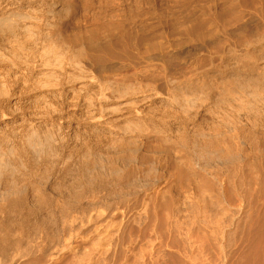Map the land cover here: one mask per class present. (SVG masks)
I'll list each match as a JSON object with an SVG mask.
<instances>
[{
    "label": "rangeland",
    "instance_id": "obj_1",
    "mask_svg": "<svg viewBox=\"0 0 264 264\" xmlns=\"http://www.w3.org/2000/svg\"><path fill=\"white\" fill-rule=\"evenodd\" d=\"M5 1L6 0H1V2H0V4L2 3L0 5V18L3 20H5L7 17V16H5V13L7 11V7H9V5L10 6L12 5L14 7V5L17 4V1L15 2V0H8L9 2L8 1L5 2ZM79 1H80V3H82V4H80L81 7H83L85 5L84 6L85 8L83 7V9H82L83 11L79 10V11H76L77 13L76 12L71 13L69 15L68 19L64 21L65 24H64V22H62L63 26L61 24V26H62L61 30H62V35H63L62 38L67 37L66 39H63V40L71 42V44H72V41H74L73 42L74 47H73V44L72 45L70 44V46L67 45L66 48H60V49L59 48H56V49L50 48L49 49L46 46L44 47V44H43L44 42L42 43V41H43V38L45 35V31L47 32V29H49V28H46V26H44L40 21L35 20L36 17H33V16L32 17L34 18L35 22H31V21H34L33 18H31L32 20L29 19L26 22V24H28V26L25 24L26 28L23 27V29L21 28L22 30H20V29H16L15 27L14 28L11 27L12 30L14 29V30H17L18 33L20 32V34H18V35H21L23 37L20 38L17 35L16 36L17 38H16V37L12 36L11 39H8L4 43L0 42V48L3 49V50L0 49V54H1L0 60H2L4 62V63L0 62V67L3 69L2 70L0 68V140H1L0 141V160L2 159L0 161V250L2 249L0 251V258H1V254L3 253V251H5V253H10V250H11V252L21 250V251L26 252V255H25L26 257L25 258L23 257V260L18 259L19 262L17 261V264H21V263L23 264L24 259H25L24 264L25 263L26 264H32V263L33 264H35V263L36 264L37 263L38 264H45V262L47 263L48 261L49 262L47 264H50V263L51 264H57V263L58 264H264V177H263L264 176V169H263V167H264V165H263V163H264V160H263L264 159V154H263L264 150L263 149L264 148H261V147H263L262 145H264V141H263V139H259L260 137L261 138L264 137V135H263L264 133L262 134V131H264V129L261 128V126L262 127L264 126L263 125L264 121H261V119L264 120V115L262 117V114H264V87H263L264 86V79H263L264 78L263 77V75H264V58H263L264 49H262V48H264V4H262V3H264V2L258 0L261 2V3H259L257 0H255V2H257L259 4V6H261V5L263 6L260 8L257 7L258 5H257V3L254 2V0H253V4H252V0H242V2H241V0H239V1L235 0V2H232V1H234V0H232L230 2L231 4L237 3L238 5H240L239 7H241V6L243 7V8L242 7L239 8L240 12L238 11V13H241L239 15L242 17V13L244 12L243 13L244 18L242 17L244 19L243 22H247L244 25V26H246V28H244V31L246 32V34H244V31H243V34H240L239 36L237 35L238 39L235 38L236 35H231L229 30H227V28L230 29L231 26L233 27L234 25H232V24H234V22H235V20H234V22L230 21L229 15H227L230 13V10H228L230 8L226 9L225 7L231 6L229 1L227 3L226 0H225L226 2L223 0V3L227 4V5L222 6L221 0H220L221 2H219V0H207V1L206 0H201V1L197 0L198 3L199 2L201 3L200 4L201 8L203 5L202 2L204 3V5H203L204 9L203 8L201 9L199 7V4L195 0H192L194 4L196 2L195 5L193 3H191L192 2L191 0H189V1H191L190 2L191 4L188 1H183V0L182 1L185 2V4H183V2L179 4V1H181V0H167V2H166V0H155L156 2L154 1L153 3L149 4V6L147 4L143 6V4H142L141 9H142V7H143V9L141 10L140 8H138L139 15L141 14V16H143V13H144V15L147 13L149 16L146 14L148 17L143 16V18H141V16H140L139 18H137V20H139L136 22V25L138 23L137 27L140 26L142 28L144 27L145 29L146 28L148 29V27L150 25H151V27L152 26L155 27V28L153 27L155 29V31L152 30L153 33L151 31V29H153V28L149 27V31H148L147 29L146 30L145 29L140 30V27H139V31L142 32V34H141L142 40L144 39V41H146L145 39H147V41H148L150 39V37H155L157 39L151 38V40L154 44L156 43L155 42L156 40L158 42H163V46L160 45L162 43L155 45L156 47L161 46L160 47L161 53L158 50L159 47L156 49L157 51L155 50V48H154L155 46L154 47L152 46L154 44L153 43H152V45L150 44L151 41L149 42V44H148V42H146L147 44L142 43L143 46L141 47V45H142L141 44L140 48H139L140 49V55H141L140 59H139L140 60L139 65L141 66V64L143 63L144 65H142L141 67L147 66L151 69L150 70L148 68V70H147L146 68H144V69H146V70L143 69L144 72L146 73L145 75L147 77L149 76V80H150L151 76L154 77L153 75L158 74L160 80H163V81H161L162 82L161 83V82H159L160 80L158 79L159 81L156 80L157 83H155V79H157L156 77L158 75L157 76L155 75V78L150 80L151 82H153L152 80H154V82L152 84L155 83L154 85H156V87L158 88V91L161 90L160 91L161 94H158V96L157 95L155 96V95H152L153 94L152 91H149L147 89V87L145 86V84L142 85V81H140L141 86L139 83H137V81L139 79V78L137 79V77L143 76L140 74V72H141V71H139L140 69L138 70L139 76L138 75L137 76L134 75L135 77L131 76L134 78V80L132 78H128L130 76H128L127 77L128 79H127L126 75H124V74L118 75V77L120 76L121 79H123V80H121L120 78H117L116 75H115V77H114V75H107L108 77L105 76L107 78L111 77V79H108V80L115 82V83L114 82L111 83L110 86H113L115 84L116 86L114 85V89L117 87L116 91L114 89H111L113 87H110V88L106 87L107 89L105 90V92H101L99 89V86L96 82H95V85H92L94 83L90 82L88 80V78H86V76H87L86 70L83 69V67L81 66L79 61L77 62V60L74 59L75 58L74 57V48L78 45L77 44V43H79L78 41H80V42L82 41L81 39L79 40V37L80 38L84 37V38H82L83 40H85L86 37H89V39L90 38L93 39V37H95V39H97L99 37V35L101 34L99 31L101 28L98 29V26L99 27L103 26V28H105L104 25L107 26V24H109V26H107V27L110 28L111 24H112V26H114V25L121 23V22H119V21H121L120 20L121 17L119 15V11L117 9H111L112 11L109 9H106V8L103 9L98 5V2H96L97 0H89L90 4L93 2L92 5L88 4L85 0H79ZM174 1H178V2L175 3ZM208 1H210V4H206V2L209 3ZM213 1H215L214 2L215 4L213 3ZM84 2H86V3H84ZM172 2H173V4H176L175 7H171V6H174L172 4ZM216 2L217 3L219 2L218 5L216 4ZM243 2H244V4H243ZM154 3H156V4L161 3L162 5L159 6L158 4L156 5ZM177 3L180 6H177L178 5ZM86 4H88V5H86ZM152 4L155 6V8ZM167 4H168V6H167ZM169 4H172V5H169ZM187 4H190V5L187 6ZM184 5H185V10H184ZM196 5H197V7H196ZM212 5L215 6L216 9L219 7V5H220V7L217 10L213 11L214 7ZM87 6L89 9L87 8ZM205 6H207V8H205ZM5 7H6V9H5ZM158 7L160 8V10ZM161 7H162V9H164V11H165V9H166V11H168L169 9H167V8L170 7L171 11L174 9V12L172 13L170 11L171 12L170 13L168 11V13H170V14H168L165 11L168 14L167 15L165 12H162L163 10L161 9ZM151 8L152 9L154 8L155 12H154V10L151 11L152 10ZM178 8H180L183 11V15H182L181 10H179L178 13L175 12V10L176 9L178 10ZM189 8H192L193 10L192 9L190 10ZM3 9H5V10H3ZM90 9L92 12H90ZM96 9H99V10H96ZM102 9L104 10L103 12L101 11ZM186 9H188L189 11ZM206 9H208L209 11H207ZM210 9L212 10V12L210 11ZM224 9L226 11H228L227 14L224 13V12H226ZM259 9H261V11ZM144 10H147V11H144ZM156 10H157V15H156ZM199 10H201V12ZM190 11H193V12L197 11L194 13H195V15L198 14L199 16H197V18H196L192 12V16L190 17L191 14L190 15L186 14L187 12L190 13ZM79 12H81V13H79ZM84 12H85V14H84ZM152 12H154L155 14ZM184 12H186V13H184ZM222 12L224 13V17L227 15L225 18H228L227 21L229 23L231 22L230 24H228L226 19L223 17ZM151 13H152V15H151ZM90 14H91V16H89ZM97 14H98V16H97ZM153 14L158 16V17L154 16ZM171 14H173V16ZM174 14L176 15V18L173 19V18H171V16L174 17ZM177 14L178 15L180 14L181 16L180 15L178 16ZM79 15H81V16H79ZM113 15H114V17H113ZM86 16H87V19H86ZM96 16H97V18H96ZM161 16H163L162 19L160 18ZM182 16H184V17H182ZM221 16L223 17V21L221 20L222 19ZM240 16L238 18H240L239 20H240V22H242L241 21L242 18ZM3 17H5V18H3ZM146 17L149 19H147ZM154 17H156V18H154ZM166 17H168V19ZM178 17L180 18V20L182 22L179 20ZM216 17H219V18L216 19ZM99 18L101 20H103L104 22L106 21L105 19H107V18L108 19L105 23H103L104 24L103 25L102 24L103 21H101ZM111 18H113V19H111ZM151 18H153L155 23H157L158 22L157 20L160 18L159 20L161 21L162 24L158 22L156 24V25H158L157 29H156V25H154L155 23H154V21H152ZM245 18L247 19V21ZM1 19H0V21H1L0 23H5ZM72 19H73V21H72ZM75 19H77L78 21ZM88 19H90V20H88ZM93 19L94 20L98 19V20L96 22H94ZM110 19H111V22L113 20L112 23L110 22ZM80 20H81V22H80ZM91 20L95 24L98 22L97 23L98 26L93 24V22H91V24H92V26H91V24L89 22ZM140 20H142V23L144 22V20L148 21V24H150V25L148 26L147 22H144L145 24L144 23L142 24L140 22ZM170 20L171 21L176 20L175 22H172L173 26L170 25V22H171ZM183 20H185V24H184ZM254 20H256V22ZM37 21H38V23H37ZM83 21L84 22L86 21V24H84ZM149 21L150 22L152 21V23H150ZM177 21L179 23H181L182 25L180 26V24H177L178 23ZM202 21L204 22L205 25L202 23ZM249 21L250 22L252 21L253 23L252 22L250 23ZM79 22L81 23V26H79L80 25V24H78ZM224 22H225V25H224ZM236 22H235V25H236ZM240 22H239V24H240ZM174 23H176V24H174ZM201 23H202V25H204V27L201 25ZM37 24L38 25L41 24V25L37 26ZM71 24L73 27L71 26ZM130 24L128 23V25L131 27L132 23H130ZM195 24H196V26H197V24L198 25L200 24V26L204 28V29L203 28L201 29V27L197 26V29L200 28V31H204V33H205L204 38L198 39V38H196L197 37L196 34H194L195 37L193 36L192 31L194 32V29H196ZM254 24H256L257 27ZM1 25L2 24H0V28L1 27L4 28V26H5V28L10 27V25H8V24H5V25L3 24L4 26H1ZM84 25H85V27H84ZM128 25H126V26H128ZM141 25H143V26H141ZM144 25H146V26H144ZM159 25H161V26H159ZM185 25H187V28ZM188 25H190V27ZM248 25L251 28H253V29L256 28V29L255 30L250 29V27H248ZM253 25L255 28L252 27ZM166 26H168V27H166ZM66 27H67L68 31H67ZM159 27H161V28H159ZM193 27H195V28H193ZM73 28H74V30H73ZM84 28L85 29L89 28L90 30L89 29L85 30ZM109 28H107V29H109ZM257 28H258V30H257ZM41 29L44 31V33L41 32V34H39ZM69 29H71V30H69ZM79 29L80 30L82 29V31H83V29H84V31H88L86 33L83 31L85 34H87V33L89 34L90 31H92L90 36H93V35L94 36L93 37H90L89 35L87 36L82 31H81L82 32L81 36H79L80 35ZM95 29H98V31L97 30L95 31V32H97L96 34H94L95 32L93 33V31ZM27 30H28V32H29V30L30 31L33 30L34 32L31 31V33L30 32L28 33ZM226 30L229 33H227ZM250 30H252V31H250ZM35 31H36V33H35ZM143 31H147V32H144L145 34L143 35ZM156 31H158L157 36H155ZM188 31H189V34H191V33L192 34L187 35L186 33H184V32L188 33ZM247 31L250 33L253 32V34L257 32L258 35L256 34L253 36V34L251 35L250 33H247ZM37 32H39V33H37ZM71 32L73 33V37L71 36L72 35ZM76 32H78L79 34L77 33L78 34L77 35ZM67 33L71 34V35H68ZM147 33H149V34H147ZM26 34H27V36H26ZM82 34H84L85 36ZM229 34L231 36H229ZM28 35H33V36L30 37ZM35 35H36V37H35ZM40 35L41 36L43 35V36L41 37ZM148 35L149 36L151 35V36L149 37ZM241 35L243 36V38ZM70 36L72 38L69 39ZM96 36H98V37H96ZM145 36L149 37V38H146ZM219 36H222V37H219ZM33 37H35V39L37 40L38 43L35 42V39ZM120 37H121V35H118L115 38L114 37H112V38L111 37H109V38L108 37H105V38L102 37L103 38L102 41L103 40L105 41V42L103 41L102 43L107 44V45L109 43L114 44L117 40H119L115 44L118 43L119 46L125 45L128 42V41L127 42L125 41L126 37H125V39L123 38V36H122V38H120ZM143 37H145V38H143ZM14 38L17 41H15ZM29 38H30V40H28ZM37 38L40 40H38ZM74 38H78L77 39L78 41L76 42L75 41L76 39H74ZM240 38H242V39H240ZM20 39H21V41H20ZM24 39H26L27 41ZM72 39H74V40H72ZM120 39L121 40L123 39L124 41L121 42ZM208 39H209V42H208ZM210 39H212V40H210ZM217 39H219L221 41H219V40L217 41ZM18 40H19V42H18ZM110 40H111V42H110ZM128 40H129V38H128ZM213 40H215V41H213ZM14 41L16 42V44L14 43ZM23 41H24V43H23ZM30 41L32 42V44ZM112 41H114V42H112ZM210 41H211V43L215 42V44L214 43L213 44L216 46V48L213 44L209 45ZM124 42H125V44H122ZM129 42L127 44H129ZM169 42H171V43H169ZM201 42H203L204 45L201 44ZM251 42L253 44H251ZM35 43H37L39 46L37 47V44H35ZM195 43L203 46V48L199 49V52H198V49L196 50L197 47L194 48L196 50V52L194 49L193 50L191 49L192 48L191 45H193V47H194ZM205 43H206V45H205ZM220 43H221V45H220ZM234 43H237V47H236V44H234ZM17 44H19V45H17ZM25 44H27V45H25ZM40 44H42L41 47H40ZM127 44H126V46H127ZM222 44H224V47L222 46ZM246 44H247V46H246ZM11 45H13V46L11 47ZM33 45H34V47H33ZM145 45L146 46L148 45L149 47L148 46L146 47ZM212 45H213V47H212ZM218 45L221 47V49ZM4 46L6 48L8 47L7 49L10 51H12L13 49L15 51V49H16L15 52L12 51V53L13 54L15 53V55L8 53V50H6ZM28 46H30V47H28ZM144 46L146 47V49L151 48V51L148 49V51H150V52H148L149 54L148 53L146 54L147 50H145V48H143ZM206 46L209 49H207ZM9 47H11L12 49ZM24 47H25V49H24ZM43 47H44V49H43ZM68 47H69V49H68ZM152 47L154 48V50L152 49ZM227 47L229 49L226 50ZM240 47H242V49ZM19 48L21 51L18 50ZM41 48H42L44 54H42ZM70 48H71V51H69ZM236 48H237V50H236ZM238 48H239V50H238ZM257 48H259V50ZM33 49H34V51H33ZM52 49H54V50H52ZM211 49H213V51ZM249 49H251L252 52L253 51L255 52V53L253 52L254 54H256V55H254V57H255L254 59H257V60H252V63H251L252 70L247 69V68H245L244 70L240 69L239 74L240 73L241 74L238 76H234V77H240L241 79L245 80V84H246L245 86L246 87L248 85L247 88L244 87V91H245V89H246V91H248L247 89H249V91H248V93L246 91L245 92L243 91V94H245V95H243V98L241 96L242 93H241V95L239 94L240 96L238 95L239 98H237V95L232 96L231 94H227V91H225L224 89L223 90L220 89V90H218L219 93H216L218 91H213L212 89H210V87L205 88V86H203L204 87V89H203L202 85L200 86L198 84L199 83V81H197L198 76H201L204 73H206L209 66H211L212 63H213V65H215V64L220 65L222 61L226 62L230 58H231V62H232L233 61L232 57H235L234 55L241 56L242 51L244 53L245 50H249ZM72 50H73V52H72ZM176 50L177 51H181V50L183 51V53H184L183 59L185 61L182 59V64L179 66V68L174 67V69L175 68L176 69L173 70V68L172 69L167 68L166 65L164 64V62L162 61V59H160V58L162 57V55H164V56L168 55L169 52L167 54V51L173 52ZM208 50L210 51V53ZM221 50H222V52H221ZM223 50L224 51L226 50V52L224 53ZM233 50H234V52H233ZM240 50H241V52H240ZM51 51H53V52L51 53ZM64 51L67 54L64 53ZM162 51L164 53H162ZM54 52L58 53V55L55 56ZM69 52L71 54H68ZM151 52L152 53L154 52L153 53L154 56H152L153 54ZM188 52L189 53L191 52V54H189ZM194 52H195V54H193ZM256 52L258 53V55ZM261 52H262V54H261ZM39 53L41 54V56H40L41 58L39 57V55H40ZM45 53H46V55H45ZM159 53L162 55H160ZM165 53H166V55H165ZM196 53H197V55H196ZM229 53H231V54H229ZM235 53H237V54H235ZM27 54L29 55V57H27V59H26V56H28ZM63 54L65 55V57L63 56ZM158 54L161 57L158 56ZM186 54L189 56L190 59L186 56ZM2 55H4V56H2ZM20 55L21 56L23 55V57L20 58ZM231 55H233V56H231ZM18 56H19V59L17 60ZM30 56H31L33 62L31 61ZM44 56L47 59H49V58L51 60L53 59L52 61H54V63L50 59H49V61L45 60L46 58ZM67 56L69 59L67 58ZM71 56L73 57V59H72L73 62L71 61V58H72ZM142 56H144L145 59ZM150 56L156 58V59H154V61H157V62H155L156 64L159 62L158 64L162 63L165 65V68H163V69L161 68L162 70L159 68V71L161 70L163 75L166 76V78H167L166 80H168V76H169V82H171V84H173V79L176 81L173 84V86L168 85L169 83H167L166 80H164L165 76H162V75L160 76L159 73H161V72L157 71V73H156V70H158V68H152V67H150V64L148 65L149 62H147L145 60H148V58ZM157 56H158V58H157ZM212 56H214V58ZM260 56L262 58H259ZM2 57L4 59H2ZM24 57H25V59H24ZM35 57H37V59ZM60 57H62V58H60ZM124 57H126V58L124 59ZM129 57H130V55L125 56V54H124V56L120 57L121 60L119 58L118 59L122 63L125 62V64L126 63L129 64L132 61L131 58H129ZM146 57H148V58L146 59ZM194 58H196V59H194ZM209 58H211V59H209ZM241 58L242 57H240V60H241ZM39 59H42V60H39ZM59 59H61L62 61ZM127 59H130L129 60L130 62H128ZM142 59H143V61H141ZM23 60H24V62H23ZM74 60H75V62H74ZM21 61L23 62V64ZM27 61L28 62L31 61L32 64L28 63ZM192 61H194V62L189 63ZM26 62H27V64H26ZM39 62H41V63H39ZM48 62H50L49 64H51V65H49ZM69 62L70 63L72 62V63L70 64ZM217 62H219L220 64ZM64 63L67 66L64 65ZM145 63H147V64H145ZM183 63L186 65L184 66ZM42 64L43 65L45 64L46 66L44 65L42 67ZM52 64H55V65H52ZM193 64H195V65H193ZM240 64H244V60H243V62L240 61ZM24 65L28 68H26ZM27 65H32V67L30 66V68H29V66H27ZM47 65L50 67L48 68ZM36 66H37V68H36ZM53 66L55 67V69ZM68 66L70 69L68 68ZM76 67H78V70ZM43 69L45 70V72ZM152 69H155V70H152ZM164 69H165V71H166V69H168V70L171 69V70H169V72H168V70L165 72V71H163ZM183 69H185V71ZM254 69H255V71H254ZM74 70H75V73H74ZM172 70H173V72H172ZM146 71L147 72L149 71L151 75L147 74ZM177 71L180 73H178ZM197 71H198V73H197ZM200 71H202L201 72L202 74H200ZM84 72H85V74H84ZM170 72L172 74H170ZM74 74H76V75H74ZM83 74L85 77L83 76ZM142 74H144V73H142ZM33 75H37V76L35 77ZM145 75L143 76V78L140 77V79L141 80L144 79L143 81L147 80L148 78L146 79ZM170 75L173 76V79H171L172 77ZM189 75H190V77H189ZM191 75L194 77H191ZM251 75H252V77H251ZM38 76H40V77H38ZM122 76H125V77L122 78ZM228 76L230 77V75H228ZM256 76H257L258 80L259 79H261V80L257 81ZM71 77H74V78H71ZM105 77L103 78V80H105ZM162 77H164V78H162ZM243 77L244 78L248 77V78L244 79ZM254 77H255V80H253ZM68 78H69V80H68ZM188 78H191L192 80L188 79ZM219 78H220V80H222V79H225L227 77H225L224 75L223 76L221 75V76H219ZM230 78H233V75H231ZM71 79L74 82L71 81ZM118 79H120V80H118ZM184 79L187 81H185ZM193 79L196 80L197 82L193 81ZM248 79H250V81ZM76 80H78V81H76ZM108 80L106 83V84H108L107 86H109V83H110V81L108 82ZM170 80H172V81H170ZM179 80H182V81H179ZM251 80L255 81L254 83H256V84L258 82H260V83H258L260 85V87H258L259 86L258 84L257 85L253 84V82H251ZM39 81L41 83H39ZM119 81H121V83L125 85V86L124 85H122V86L120 85V86L124 87L126 90L124 88L122 90V88L119 86V84H121V83H118ZM261 81H263V82H261ZM145 82H147V81H145ZM178 82H181V83H178ZM184 82H185V84H184ZM246 82H248V83H246ZM249 82L251 83L250 85L253 84L252 85V86H254V87H252L253 89L249 88L250 87ZM74 83L77 85H75ZM80 83H81V85H83L82 87H79V86H81ZM176 83H178V85ZM189 83H191V84H189ZM130 84H134V87H133V85H131V86L133 88H135L137 91L135 89H133L132 87H129ZM135 84L137 85V87H135L136 86ZM138 84H139V86H138ZM146 84H148V83H146ZM181 84H183V85H181ZM126 85H128V86H126ZM157 85H159V86L162 85V86L158 87ZM167 85H168V89L165 88V87H167ZM191 85L192 86L194 85V86L191 87ZM143 86L145 89L142 88ZM169 86H171L172 88ZM180 86L186 87L185 88L186 91L183 90L184 88H182ZM162 87L164 88L165 92L167 91L166 93H163L164 90ZM199 87H201L200 90H199ZM91 88H92V91H90ZM96 88H98V89L96 90ZM120 88L122 91H124V90L126 91V93H125L126 95L124 94L125 91L122 92L120 90ZM160 88H162V89H160ZM173 88L174 89L176 88V89L174 90ZM254 88H256V90ZM77 89H79V90H77ZM80 89H82L83 91L82 90L80 91ZM93 89H95V90H93ZM110 89L115 91L116 93L111 91ZM146 89L150 93L148 91H146V93L144 94L143 92ZM202 89H203V91H202ZM206 89L208 91H206ZM134 90H135L137 95L134 93ZM140 90H143V92L142 91L140 92ZM180 90L183 92H181ZM193 90L195 92H192ZM110 91L114 94V96H113V94H110L111 93ZM127 91L129 93H127ZM131 91H132V93H131ZM169 91H171V92H169ZM197 91H198V93H197ZM199 91H201V92L199 93ZM260 91H263V92H261V94H260ZM74 92H75V94H74ZM90 92H91V94H90ZM96 92H98L99 94ZM178 92H179V94H178ZM188 92L190 95L188 94ZM202 92L203 93L208 92L207 93L208 96L203 95ZM257 92H259L258 93L259 95H257ZM84 93H86V94H84ZM94 93H95V96H94ZM102 93L106 96L102 95ZM106 93L109 95H107ZM172 93H174V95H172ZM191 93H193V94H191ZM194 93H196V94H194ZM206 93H204V94H206ZM246 93L249 94L250 97L247 95V97L249 99L246 97ZM252 93H253V95H252ZM80 94L82 96H80ZM128 94L130 96H127ZM132 94H133V96H132ZM134 94H135V96H134ZM181 94H182V97H181ZM222 94H224V96ZM254 94L259 99L256 98L254 96ZM91 95H92V97H91ZM110 95H112V96H110ZM118 95H120V96H118ZM184 95H186V96H184ZM192 95L196 96V97L194 96L196 98V100L194 97H193L194 99L192 98ZM218 95L219 96L221 95V96L219 97ZM225 95L226 96L228 95V96L226 97ZM261 95H262V97H261ZM108 96H109V98H108ZM115 96H118V98L117 97L115 98L116 100L113 99ZM143 96H151L152 98L150 97V100H147L145 102L142 101V103H141V99H142L141 97H143ZM153 96H155V97H153ZM213 96H214V98H213ZM230 96H232V98L233 97H236V98L232 99V98H230ZM101 97H102V100H101ZM111 97L113 100L111 99ZM119 97H121V98H119ZM174 97H176V98H174ZM179 97H181V99H179ZM184 97H186V98H184ZM198 97L199 98L202 97L205 100H203L202 98L199 99ZM77 98H78V100H77ZM97 98H100V99H97ZM211 98H212V101H210ZM216 98L218 101L220 98V101H219L220 106L218 105V103H215L214 100H216ZM221 98L223 99V101ZM96 99L99 101V103H98V101H96ZM236 99L239 100V105L235 104L238 101ZM251 99H253V100H251ZM262 99H263V101H262ZM79 100H80V103H78ZM82 100L84 101L83 105H82V102H83ZM100 100H101V102H100ZM106 100H107V102H106ZM151 100H152V102H151ZM189 100L192 102L194 100L193 103L195 105L192 102H190ZM206 100L209 104L210 103L212 104V105L210 104L211 106H214V107H212V109H210L211 107L208 103L206 104ZM217 100H216V102H218ZM234 100H236V102H233ZM242 100H245V101L250 100V101H253L252 103L256 102L255 104L261 103L259 101H262L263 104L262 103L260 105L257 104L258 105L257 108H259L261 110L259 112L260 114L255 115L254 112H252L251 110L248 109V111H247V109L244 110L242 107H240V101H242ZM184 101L185 102L187 101L188 104L185 103ZM201 101H203V102H201ZM126 102H129L130 105ZM132 102H133V104H132ZM146 102L147 103L150 102V104L148 105ZM160 102H161V104H160ZM172 102H175V104ZM180 102H182V103L180 104ZM123 103L126 104L127 106L124 105ZM155 103H157V104H155ZM163 103H165V104H163ZM167 103L169 104V106L167 105ZM201 103H203V105ZM213 103H215V104L213 105ZM230 103L234 104L235 109L233 108V105H231ZM99 104L100 105L102 104L101 107L99 106ZM117 104H118V106H117ZM121 104H123V105H121ZM142 104H144V106H142ZM177 104L179 105V107L180 106L181 107L178 108ZM205 104L207 105L208 108L205 107L206 106ZM221 104H223V105H221ZM228 104H230L231 107ZM115 105L117 107H115ZM119 105H121V107ZM152 105L154 107H150ZM156 105L158 108L157 107L155 108ZM161 105L162 106L165 105L168 109L167 108L164 109L163 107H165V106L161 107ZM199 105L202 106V108L201 107L199 108ZM90 106H92V107H90ZM122 106L124 108H122ZM141 106H142V108H141ZM108 107L110 109H108ZM143 107H144V109H143ZM147 107H149V108H147ZM194 107H195V109H194ZM197 107H198V109H197ZM101 108H102V110H101ZM111 108L112 109L115 108V109L112 110ZM116 108L118 109V111ZM129 108L130 109L132 108L131 111ZM153 108H155L156 110L155 109L153 110ZM159 108H161L163 110V112ZM203 108H206V109H203ZM217 108H219V110ZM239 108H240V110H239ZM126 109H128V110H126ZM134 109H136V110L140 109L141 114L142 115L145 114V115H143V117H141L142 115L136 113L135 112L136 110H134ZM209 109L211 111L210 113H212L211 116L209 113ZM215 109H217V110H215ZM119 110L120 111L124 110V111L119 112ZM133 110H134V112H133ZM143 110H145V112ZM157 110H159V111H157ZM174 110L176 112L172 113V111H174ZM214 110H215V112L216 111L217 112L215 113ZM226 110L228 112H226ZM146 111H147V113H146ZM181 111L182 112L185 111V112L182 113ZM103 112H105V113H103ZM187 112H189V113H187ZM193 112L195 114H193ZM222 112L226 115H224ZM106 113H108V114H106ZM130 113L132 114V116L135 113V115L133 116L135 118H133L130 115ZM148 113H149V115H148ZM150 113L151 114L153 113V114L151 115ZM179 113L181 114V117H180ZM184 113H186V114H184ZM206 113L208 114V116H206L207 115ZM243 113H245V116L247 118L244 116ZM99 114L101 115L102 118L100 117ZM162 114L165 117L162 116ZM191 114L196 115L194 122L192 120L194 118V116L192 117ZM198 114L200 116L202 115V118ZM227 114L230 116H228ZM184 115H185V117H184ZM239 115H240V118H239ZM253 115H255V116L252 117ZM52 116H53V118H52ZM58 116L60 118H58ZM149 116H151V117H149ZM177 116H178V118H177ZM215 116H217V119ZM55 117H56V119H55ZM61 117H62V119H61ZM156 117L158 120H155ZM171 117H174L173 118L174 120ZM188 117H191V118L187 119ZM205 117H208L209 119L212 117L210 119L211 122L210 121L207 122L208 119ZM144 118L146 119V120H144L145 123L141 122V120H143ZM182 118H185V119H182ZM221 118H222V120H221ZM167 119H168V122H167ZM205 119H206V121L204 122L203 120H205ZM233 119H235V120H233ZM236 119H238L237 124L235 123ZM136 120L139 124L136 122ZM138 120L142 123L141 125H140V122ZM184 120H186V122H184ZM190 120H191V122H190ZM195 120H197V122ZM252 120L254 121V123ZM146 121H148V122H146ZM179 121H180V123H179ZM187 121H188V123L190 122L188 125H187ZM200 121H202V122H200ZM221 121H223V122L225 121V123H223ZM240 121H242V122L240 123ZM229 122H231L230 126L228 124ZM197 123L200 124V126ZM203 123H204V125H203ZM136 124L139 126L137 127ZM145 124H147L148 127H146ZM181 124H184V125L182 126ZM212 124L215 125L216 127L212 126ZM154 125L156 126L155 128H157V129L159 128L160 130H157V129L154 130L155 129ZM206 125L212 126V127H210L212 129H209V126H206ZM252 125H254V128H252L253 127ZM134 126H135V128H134ZM150 126H151V130L153 128V131L150 130ZM198 126L203 128L202 131L204 134L202 133V131H201V133H198L201 130V128H199ZM204 126H206V127H204ZM246 126L247 127L250 126V127L247 128ZM183 127L184 128L186 127L187 130L184 129ZM196 127H198L200 130ZM217 127L219 128L220 131L217 130V132H216ZM233 127H234V130H233ZM238 127H239V130H238ZM245 127H246V129H245ZM224 128H226V130ZM250 128H252V130ZM259 128H260L259 133H256V132H258L257 129H259ZM145 129L147 131H150L151 133L147 132ZM191 129H192V131H189ZM204 129L206 132H204ZM206 129L209 130V134H208ZM247 129L249 130L250 133L248 131H245ZM253 129H254V133H256V134H252ZM126 130H129V131L131 130V131L128 132ZM143 130H144V132H143ZM163 130H164V132H163ZM195 130H197V131H195ZM154 131L156 134L154 133ZM160 131H162V132H160ZM131 132H133V133H131ZM185 132L188 133V135H186ZM192 132H193V134H192ZM196 132L198 133V135ZM210 132H212V133L214 132V134H212ZM236 132H237L238 137H236ZM244 132L245 133L247 132L249 134L246 133V135H245ZM260 132H261V134H260ZM137 133L139 136L137 135ZM144 133H147V134H144ZM158 133L162 134V136L161 135L159 136ZM163 133H164V135L166 134V136H164ZM181 133H182V135H181ZM225 133H227L228 135ZM238 133L240 134V136ZM258 134L261 135V136L259 135V137L257 138L259 140H257L256 138H253L255 136H258ZM147 135H149V136H147ZM253 135H255V136H253ZM205 136H207V137H205ZM224 136H225V138H223ZM228 136L232 140H233V138H234V140L237 138L236 140H238V141H235V143H234V140H233V143H232V140L230 139V142H229ZM250 136H252V137H250ZM198 137H199L200 141H198ZM200 137H202L205 141L202 140V138H200ZM213 137H214V139H213ZM217 138L219 141L217 140ZM221 138L222 139L228 138L227 139L228 141L224 140V142H222L220 144V141H223V140H221ZM248 139L252 140L253 143L251 141H249ZM253 139H255V140L253 141ZM195 140H197V141H195ZM213 140L215 142H217V143L219 142V143L215 145ZM202 141H204V142H202ZM209 141H211L212 143H210ZM225 142H227V143H225ZM203 143H205V144H203ZM211 144H212V146H211ZM224 144H225V146H224ZM247 144L248 145L250 144L251 146L249 145L247 147ZM233 145H234V147H233ZM255 145H256V147H255ZM260 145H261V147H260ZM37 146L38 147L40 146V147L38 148ZM218 146H220L219 149H217ZM235 146H239V147H236V150H234ZM240 146H243V147L240 148ZM210 147H212L211 148L212 150H210ZM222 147H224V148H222ZM228 148H230V149H228ZM136 149L138 151H141V152H137ZM195 149H196V151H195ZM213 149H215V150H213ZM251 149H253V150H251ZM256 149H257V151H256ZM197 150H199V151H197ZM224 150H225V152H227L228 155L230 154L229 157L224 152ZM167 151H169V152H167ZM219 151H220V153H219ZM231 151H232V153H231ZM233 151L234 152L236 151V152L234 153ZM258 151H260V152H258ZM131 152H133L134 154ZM189 152H191V153H189ZM243 152H244V155H243ZM135 153H137V154H135ZM154 153L156 156H154ZM212 153L214 154V157H213ZM249 153H250V155H249ZM152 154L154 157L153 156H151V157L154 158L155 161H154V159L149 158L150 157L149 155H152ZM205 154L207 155L208 158L206 157ZM251 154H253V155L251 156ZM257 154H259V155H257ZM131 155L133 158L131 157ZM134 155L136 156V158H134ZM141 155H144V156L146 155V157L142 156L141 157L142 160H141L140 159ZM215 155L217 156L218 159L216 158ZM203 156H205V157H203ZM258 156H260V157H258ZM186 157H187V159H186ZM251 157H252V159H251ZM143 158H146L147 160L149 159L150 162L146 161V159H143ZM203 158H205V159L207 158V159L205 160ZM226 158H228L229 160ZM150 159L153 160L152 161L153 163H151ZM183 159L185 160V162ZM196 159H197V161H196ZM225 159H226L227 163H225ZM3 160H4V162H3ZM140 160H141V162H139ZM247 160H249L250 162ZM245 161H247V162H245ZM255 161H256V163H255ZM179 162L181 164L183 162L182 167H181V164ZM240 162L241 163L243 162V164L241 165ZM259 162H261V163L259 164ZM186 163H188V165L192 163L191 164L192 166L191 165L188 166ZM233 163H235L234 164L235 166L230 165ZM247 163L250 165H248ZM113 164H114V167H116V168L113 167ZM147 164L148 165L150 164V165L146 166ZM244 164H246V166ZM251 164H252L253 168H252ZM204 165H206V166H204ZM200 166H201V168H200ZM240 166H242V167H240ZM190 167H192V168H190ZM211 167H212V171L214 173L211 171ZM215 167H217L216 168L217 170L215 169ZM260 167H261V169H260ZM229 168H231V169H229ZM183 169H185V170H183ZM193 170H194V172H193ZM229 170H230V172H228ZM189 171L191 174L189 173ZM195 171H196V173H195ZM218 171H219V174L221 172L220 176L218 174ZM226 171H227V174H226ZM202 172H203V175H202ZM208 172H209V174H208ZM120 173H122V174H120ZM224 173H225V175H224ZM191 175H192V178H191ZM195 175H196V177H195ZM122 177H123V179H122ZM205 177H206L207 181H206ZM211 177H213V178H211ZM194 178H195V180H193ZM200 178H202V179H200ZM196 179L197 180L200 179V180L197 181ZM188 180H191V182L190 181L188 182ZM201 181H203L204 183H202ZM193 182H194V184H193ZM205 182H207V183H205ZM208 183H210V184H208ZM225 184H226V186H225ZM200 185H202V186H200ZM216 188L218 191L216 190ZM221 191H223V192H221ZM1 192H3V194ZM14 194H15V196H14ZM11 196H12V198H11ZM2 197H4L5 199ZM13 197H15V198H13ZM2 199H4V200H2ZM21 199H23V201ZM229 200H230V202H229ZM6 201H7V203L5 205V203H3V202H6ZM19 201L22 202V204ZM226 202L227 203L229 202V203L227 204ZM231 202H233V204ZM15 204L16 205L18 204V206L15 207L16 206ZM225 205H227V207ZM235 206H237V207L239 206V207L237 208ZM234 208H235V210H234ZM229 209H230V211H226ZM242 212H245V213H242ZM237 213H238V215H237ZM232 214H235L234 215L235 218L233 217ZM231 218H234V219H231ZM236 219H237V221H236ZM238 220H239L240 224H239ZM235 223H238V224H235ZM223 225L225 227L227 225V227L225 228ZM223 227H224V229H223ZM235 227H236V229H235ZM228 228H231V229L233 228V229L230 231V229H228ZM225 231H226V233H225ZM229 232H231V233L229 234ZM6 236L8 237V239ZM23 238H24V240H22ZM16 239L18 242H20L19 244L16 243L17 242ZM5 242H7V243H5ZM8 244H11V245H8ZM12 245H14V246H12ZM22 245H25L26 247L25 246L23 247ZM35 245H36V247H35ZM21 246H22V248H21ZM53 246H55L56 248ZM19 247H20V249H19ZM51 248H55V249H51ZM33 249H35L37 251H35ZM54 251H56V252H54ZM28 252H30L31 254ZM49 253H51V254H49ZM50 255L51 256L53 255V256L51 257ZM54 255L56 257V261H55ZM49 256H50V258H49ZM58 256H59V259H58ZM47 257H48V259H47ZM32 260H34V261H32ZM35 261H37V262H35ZM52 261L55 263H53Z\"/></svg>",
    "mask_w": 264,
    "mask_h": 264
},
{
    "label": "bare ground",
    "instance_id": "obj_2",
    "mask_svg": "<svg viewBox=\"0 0 264 264\" xmlns=\"http://www.w3.org/2000/svg\"><path fill=\"white\" fill-rule=\"evenodd\" d=\"M6 1H8V0H6ZM6 1H5V2H6ZM16 1H17V4H15L14 7L11 5L13 8L9 5V7H7V11H6V13L4 12V13H5V16H7L6 19L3 20V19L0 18L1 20H3V21L5 22V23H0V24H2L1 26H4L5 24L10 25V27H7V28H5V26H4V28H2V27L0 28V42H1V43H2V42L4 43V42L7 41L8 39H11L12 36H13V37H16L18 34H20V32L18 33L17 30H14V29L12 30L11 27H13V28L15 27L16 29H20V30H22L23 27L26 28L25 26H26V25L28 26V24H26V22H27L29 19H31V18H33V17H36L35 20L40 21L44 26H46V28H49V29H47V32L45 31V35H44V38H43V41H42V43L44 42V43H43V44H44V47L46 46V47H48L49 49H50V48H54V49L59 48V49H60V48H66L67 45L70 46L71 42H68V41H64V40H63V39H66L67 37H66V38H62V37H63V35H62V30H61V28H62V26H63L62 22H64L65 20H67L68 17H69V15H70L71 13H75L76 11L82 10L83 7H84L85 5H84V6L82 5L83 7H81L80 4H82V3H80L79 0H15V2H16ZM85 1H86L88 4H90V3H89V2H90L89 0H88V1L85 0ZM154 1H155V0H97L96 2H98V5H99L101 8H103V9H104V8L109 9V10H111V9H117V10L119 11V15H120V17H121V19H120L121 21H119V20H118V21L121 22V23H119V24H117V25H114V26H112V24H111V26H110V28H109V27H107V26H109V24H107V26H105V25L103 24V23H105V22L107 21L108 18L105 19V20H106L105 22L99 18L101 21H103L102 24H103L104 27H105V28H103V26H102V27H101V26L99 27V26L97 25L98 22H97L96 24L94 23V22H96L98 19H97V20H94V19H93L94 22H93L92 20L89 21L90 24H91V22H93V24H95L96 26H98V29L101 28V29L99 30L100 33H101V34H100V33H99V34H100L101 36L99 35L100 38H99L98 36H96V37H98L97 39H95V37H93L94 35H93V36H90V34L92 33V31H90L89 34H88V33L85 34L86 32H88V31H84L85 28L83 29V31H84L85 33L82 31V29H81V30L79 29V30H80V31H79V32H80V35H79V36H81V33L83 32L85 35H87V36L89 35L90 37H93V39H92V38L89 39V37H86L87 40H86V39L83 40L82 38H84V37H81V38L79 37V40H80V39L82 40V41L80 42V41L77 40L78 38H74V39H76V40H75L76 42H77V41L79 42V43H77L78 45H77V46L75 45L76 47L74 48V57H75L74 59H76L77 62L79 61V63H80L81 66L83 67V69L86 70V72H87V73H86V74H87L86 78H88V80H89L90 82L94 83V84H92V85H95V82H96V83L98 84L99 89H100L101 92H105V90L107 89L106 87H109V88H110V87H113V88H111V89H114V85H115V84H114V85L112 84L113 86H110L111 83H113L114 81H110V80H108V79H111V77H110V78H107V77H108L107 75H114V77H115V75H116L117 78H120V79H121V77H120V76L118 77V75H122V74H124V75H126V78H127L128 76H130V77H128V78H132V79L134 80L133 77H135V76H137V75L139 76V71H141V72L143 71L142 73H144V74H142V73L140 72V74L143 75V76L146 74V73L144 72V70H146V69L148 70L149 67H147V66L141 67L142 65H144L143 63L141 64V66L139 65V63H140V62H139V61H140L139 59H140V56H141V55H140V49H139V48H140V45H141L142 43H143V44H147L146 42H148V44H149L150 41H151L150 44L152 45L153 42H152L151 38L154 39L155 37H150V36L152 35V34H151L150 36L148 35V36L150 37V39H149L148 41H147V39H145L146 41H144V39L142 40V38H141V36H142V35H141L142 32L139 31V27H140V26L137 27L138 23H137V25H136V22L139 21V20H137V18H139V17L141 16V14L139 15V13H138V8L141 9L142 4H143V6L146 5V4L149 6V4L153 3ZM183 1H188V2L190 3L192 0H191V1H189V0H183ZM183 1H182V0L179 1V4L182 3ZM195 1H197V0H195ZM198 1H199V0H198ZM198 1H197V3H198ZM200 1H201V0H200ZM206 1H207V0H206ZM221 1H222V6L227 5V4H224V3H223V0H221ZM221 1L219 0V2H221ZM224 1H225V0H224ZM226 1H227V3H228V1H229V3H230L232 0H226ZM226 1H225V2H226ZM236 1H237V0H236ZM238 1H239V0H238ZM257 1H258V0H257ZM260 1H263V2H264V0H260ZM260 1H258V2L261 3ZM0 2H1V0H0ZM3 2H4V1H3ZM8 2H9V1H8ZM82 2H83V1H82ZM86 2H84V3H86ZM94 2H95V1H94ZM155 2H156V1H155ZM160 2H161V1H160ZM162 2H163V1H162ZM166 2H167V0H166ZM174 2L176 3V2H178V1H174ZM208 2H209V3L206 2V4H210V1H208ZM214 2H215V1H213V3H214ZM219 2H218V3H219ZM232 2H235V0L232 1ZM241 2H242V0H241ZM245 2H246V1H245ZM254 2H255V0H254ZM92 3H93V2H92ZM92 3H91L90 5H92ZM170 3H171V2H170ZM186 3H187V2H186ZM191 3H193V1H192ZM191 3H190V4H191ZM218 3L216 2L217 5H218ZM255 3H257V2H255ZM1 4H2V3H1ZM1 4H0V5H1ZM88 4H86V5H88ZM95 4H96V3H95ZM154 4H156V3H154ZM157 4H158V3H157ZM157 4H156V5H157ZM172 4H173V2H172ZM172 4H169V5H172ZM177 4H178V3H177ZM179 4H178L177 6H180ZM183 4H185V2H183ZM190 4H187V6H189ZM193 4H194V3H193ZM193 4H192V5H193ZM195 4H196V2H195ZM195 4H194V5H195ZM198 4H199V7L201 8V5H200L201 3L199 2ZM202 4L204 5L203 2H202ZM211 4H212V3H211ZM214 4H215V3H214ZM230 4H231V3H230ZM230 4H229V5H230ZM243 4H244V2H243ZM252 4H253V0H252ZM262 4H264V3H262ZM152 5H153V4H152ZM158 5L160 6V5H162V4L160 3V4H158ZM164 5H165V4H164ZM173 5H174V6H171V7H175V6H176V4H173ZM181 5H182V4H181ZM192 5H191V6H192ZM203 5H202V8H203ZM257 5H258L257 7H259V8H260V7H263L262 5L259 6L258 3H257ZM5 6H6V5H5ZM95 6H96V5H95ZM139 6H140V7H139ZM153 6H154V5H153ZM167 6H168V4H167ZM191 6H190V7H191ZM212 6H213V5H212ZM212 6H211V7H212ZM239 6H240V5H238L237 3H232L231 6H229V7L227 6V7H225L226 9H227V8H230V9H228V10H230V13H229V14H227L228 11H226V10L224 9V10L226 11V12H224V13H226L227 15H229V20H230V21H233V22H234V20H235V22L237 21V22H236V25H235V22H234V24H232V25H234L233 27L230 25L231 28H230V29L227 28V30H229V32L231 33V35H236L235 38H237V35L239 36L240 34H243L244 28H246V26H244V25H245V23H247V22H243V21H244V19H243V18H244V17H243V13H244V12L242 11V12H243V13H242V17H243V18L239 15V14H241V13H238V11L240 10L239 8L242 7V6H241V7H239ZM92 7H93V6H92ZM92 7H91V8H92ZM97 7H98V6H97ZM145 7H146V6H145ZM150 7H151V6H150ZM162 7H163V6H162ZM162 7H161V9H162ZM181 7H182V6H181ZM181 7H180V8H181ZM193 7H194V6H193ZM196 7H197V5H196ZM199 7H198V8H199ZM213 7H214V10H213V11H215V10H217V9L220 7V5H219V7H218L217 9H216L215 6H213ZM84 8H85V7H84ZM87 8H88V6H87ZM87 8H86V9H87ZM154 8H155V6H154ZM154 8H153V9L151 8V9H152L151 11H153ZM158 8H159V7H158ZM166 8H167V7H166ZM180 8H178V10L176 9L177 11L175 10V12L178 13V11L181 10ZM200 8H199V9H200ZM202 8H201V9H202ZM205 8H207V6H205ZM242 8H243V7H242ZM5 9H6V7H5ZM5 9H3V10H5ZM88 9H89V8H88ZM94 9H95V8H94ZM103 9L101 10L102 12L104 11ZM142 9H143V7H142ZM142 9H141V10H142ZM145 9H146V8H145ZM167 9H169V10H168L169 12L171 11L170 7L167 8ZM189 9L191 10L192 8H189ZM203 9H204V8H203ZM255 9H256V8H255ZM262 9H263V8H262ZM96 10H99V9H96ZM96 10H95V11H96ZM147 10H148V9H147ZM147 10H144V11H147ZM159 10H160V8H159ZM159 10H158V11H159ZM162 10H163L162 12H165V11H166V9H165V11H164V9H162ZM184 10H185V5H184ZM186 10H188V9H186ZM192 10H193V9H192ZM194 10H195V9H194ZM206 10L209 11L208 9H206ZM224 10H223V11H224ZM259 10L261 11V9H259ZM82 11H83V10H82ZM86 11H87V10H86ZM93 11H94V10H93ZM111 11H112V10H111ZM144 11H143V12H144ZM148 11H149V10H148ZM151 11H150V12H151ZM168 11H166V12L168 13ZM188 11H189V10H188ZM199 11L201 12V10H199ZM210 11L212 12L211 9H210ZM1 12H2V11H1ZM87 12H88V11H87ZM90 12H92L91 9H90ZM113 12H114V11H113ZM113 12H112V13H113ZM154 12H155V10H154ZM154 12H152V13H154ZM166 12H165V13H166ZM171 12L173 13V12H174V9H173ZM171 12H170V13H171ZM181 12H182V15H183V11H182V10H181ZM192 12H193V11H190V13H188V12H187V13L184 12V13H186L187 15H188V14H189V15L191 14V15H190V17H191V16H192ZM194 12H197V11H194ZM194 12H193V14H194V16L197 18V16H199V15H198V14L195 15ZM216 12H217V11H216ZM239 12H240V11H239ZM76 13H77V12H76ZM79 13H81V12H79ZM94 13H95V12H94ZM109 13H110V12H109ZM140 13H141V12H140ZM148 13H149V12H148ZM152 13H151V15H152ZM165 13H164V14H165ZM167 13H166V14H167ZM170 13H168V14H170ZM203 13H204V12H203ZM217 13H218V12H217ZM222 13H223V12H222ZM224 13L222 14L223 17H224ZM84 14H85V12H84ZM87 14H88V13H87ZM95 14H96V13H95ZM102 14H103V13H102ZM102 14H101V15H102ZM106 14H107V13H106ZM114 14H115V13H114ZM146 14H147V13H146ZM146 14L144 15V13H143V16L145 17V16L148 15V14H147V15H146ZM154 14H155V13H154ZM154 14H153V15H154ZM168 14H167V15H168ZM219 14H220V13H219ZM81 15H82V14H81ZM81 15H79V16H81ZM156 15H157V10H156ZM156 15H154V16H156ZM158 15H159V14H158ZM171 15L173 16V14H171ZM171 15H170V16H171ZM177 15H178V14H177ZM179 15H180V14H179ZM179 15H178V16H179ZM184 15H185V14H184ZM227 15H226V16H227ZM32 16H33V17H32ZM73 16H74V15H73ZM76 16H77V15H76ZM79 16H78V17H79ZM82 16H83V15H82ZM89 16H91V14H90ZM97 16H98V14H97ZM97 16H96V18H97ZM103 16H104V15H103ZM109 16H110V15H109ZM143 16H141V18H143ZM148 16H149V15H148ZM148 16H147V17H148ZM172 16H171V18H173V19L176 18V15H175V14H174V17H172ZM180 16H181V15H180ZM215 16H216V15H215ZM226 16H225V17H226ZM239 16L242 18L241 21H242L243 23L240 22V20H239L240 18H238ZM245 16H246V15H245ZM92 17H93V16H92ZM94 17H95V16H94ZM99 17H100V16H99ZM107 17H108V16H107ZM113 17H114V15H113ZM147 17H146V18H147ZM152 17H153V16H152ZM156 17H158V16H156ZM156 17H154V18H156ZM162 17H163V16H161L160 18L162 19ZM182 17H184V16H182ZM190 17H189V18H190ZM221 17H222V16H221ZM223 17H222V19H221L222 21H223ZM225 17H224V18H225ZM252 17H253V16H252ZM3 18H5V17H3ZM70 18H71V17H70ZM73 18H74V17H73ZM76 18H77V17H76ZM81 18H82V17H81ZM88 18H89V17H88ZM160 18H159V19H160ZM164 18H165V17H164ZM166 18L168 19V17H166ZM178 18H179V17H178ZM193 18H194V17H193ZM218 18H219V17H216V19H218ZM246 18H247V17H246ZM246 18H245V19H246ZM249 18H250V17H249ZM83 19H84V18H83ZM86 19H87V16H86ZM111 19H113V18H111ZM111 19H110V22H111ZM147 19H149V18H147ZM151 19H152V21H154L153 18H151ZM159 19H158L157 21H158L159 23H161V21H160ZM194 19H195V18H194ZM194 19H193V20H194ZM225 19H226V21L228 20V18H225ZM225 19H224V20H225ZM31 20H32V19H31ZM33 20H34V18H33ZM35 20H34V21H31V22H35ZM75 20H77V19H75ZM84 20H85V19H84ZM88 20H90V19H88ZM115 20H116V19H115ZM115 20H114V21H115ZM179 20H180V18H179ZM219 20H220V19H219ZM249 20H250V19H249ZM38 21H37V23H38ZM69 21H70V20H69ZM72 21H73V19H72ZM77 21H78V20H77ZM86 21H87V20H86ZM86 21H85V22L83 21L84 24H86ZM118 21H117V22H118ZM152 21H151V22L149 21V22L152 23ZM163 21H164V20H163ZM167 21H168V20H167ZM170 21H171V20H170ZM175 21H176V20H175ZM175 21H171V22H170V25H172V24H173L172 22H175ZM180 21H181V20H180ZM183 21H184V24H185V20H183ZM246 21H247V19H246ZM254 21L256 22V20H254ZM0 22H1V21H0ZM6 22H7V23H6ZM29 22H30V21H29ZM70 22H71V21H70ZM80 22H81V20H80ZM80 22L78 23V24H80L79 26H81V23H80ZM112 22H113V20H112ZM112 22H111V23H112ZM140 22L142 23V20H140ZM140 22H139V23H140ZM144 22H147V24H148V21H145V20H144ZM144 22H143V23H144ZM158 22H157V23H158ZM165 22H166V21H165ZM168 22H169V21H168ZM177 22H178V21H177ZM181 22H182V21H181ZM189 22H190V21H189ZM227 22H228V21H227ZM227 22H226V23H227ZM239 22H240V24H239ZM249 22H250V21H249ZM251 22H252V21H251ZM251 22H250V23H251ZM67 23H68V22H67ZM74 23H75V22H74ZM108 23H109V22H108ZM126 23H127V24H126ZM128 23H129V24L132 23V26L130 27V26L128 25ZM143 23H142V24H143ZM154 23H155V21H154ZM157 23H155L154 25H156ZM198 23H199V22H198ZM202 23L204 24L203 21H202ZM202 23H201V25H202ZM230 23H231V22H230ZM230 23L228 22V24H230ZM241 23H242V24H241ZM252 23H253V22H252ZM3 24H4V25H3ZM25 24H26V25H25ZM61 24H62V26H61ZM64 24H65V22H64ZM76 24H77V23H76ZM100 24H101V23H100ZM100 24H99V25H100ZM102 24H101V25H102ZM133 24H134V25H133ZM144 24H145V23H144ZM161 24H162V23H161ZM164 24H165V23H164ZM174 24H176V23H174ZM177 24H180V26L182 25V24L179 23V22H178ZM188 24H189V23H188ZM248 24H249V23H248ZM34 25H35V24H34ZM39 25H41V24H39ZM39 25L37 24V26H39ZM126 25H128L129 27L126 26ZM130 25H131V24H130ZM149 25H150V24H148V26H149ZM204 25H205V24H204ZM204 25H202V26L204 27ZM224 25H225V22H224ZM226 25H227V24H226ZM254 25H256V24H254ZM254 25H253L252 27H254ZM29 26H30V25H29ZM37 26H36V27H37ZM44 26H43V27H44ZM64 26H65V25H64ZM66 26H67V25H66ZM69 26H70V25H69ZM69 26H68V27H69ZM71 26H72V24H71ZM71 26H70V27H71ZM86 26H87V25H86ZM91 26H92V24H91ZM93 26H94V25H93ZM141 26H143V25H141ZM144 26H146V25H144ZM157 26H158V25H156V29H157ZM159 26H161V25H159ZM172 26H173V25H172ZM176 26H177V25H176ZM185 26H186V28H187V25H185ZM188 26L190 27V25H188ZM197 26L201 27L200 24H199V25L197 24ZM197 26H196V24H195L196 29H194V32H193L191 29H190V30L192 31L194 37H195L194 34H196V35H197L196 38H198V39L201 38V39H202V38H204L205 33H204V31H200V28H199V27H198L199 29H197ZM31 27H32V26H31ZM41 27H42V26H41ZM41 27H40V28H41ZM70 27H69V28H70ZM72 27H73V26H72ZM74 27H75V26H74ZM84 27H85V25H84ZM94 27H95V26H94ZM149 27H150V28H153L154 26L151 27V25H150ZM149 27H148V29L146 28L148 31H149ZM166 27H168V26H166ZM191 27H192V26H191ZM195 27H193V28H195ZM203 27H201V29H202ZM248 27H250V26L248 25ZM256 27H257V25H256ZM21 28H22V29H21ZM75 28H76V27H75ZM79 28H80V27H79ZM82 28H83V27H82ZM107 28H109V29H107ZM154 28H155V27H154ZM154 28L151 29V31H152V30L155 31ZM159 28H161V27H159ZM164 28H165V27H164ZM254 28H255V27H254ZM259 28H260V27H259ZM66 29H67V27H66ZM88 29H89V28H87V29H85V30H88ZM98 29H95V30L93 31V33H94L96 30L98 31ZM142 29H145V28H144V27H143V28L140 27V30H142ZM146 29H145V30H146ZM203 29H204V28H203ZM250 29H253V28L250 27ZM255 29H256V28H255ZM255 29H253V30H255ZM20 30H19V31H20ZM34 30H35V29H34ZM38 30H39V29H38ZM69 30H71V29H69ZM73 30H74V28H73ZM76 30H77V29H76ZM76 30H75V31H76ZM89 30H90V29H89ZM188 30H189V29H188ZM227 30H226V31H227ZM248 30H249V29H248ZM257 30H258V28H257ZM31 31H33V30H31ZM31 31L29 30L30 33H31ZM67 31H68V29H67ZM67 31H66V32H67ZM81 31H82V32H81ZM250 31H252V30H250ZM27 32H28V30H27ZM29 32H28V33H29ZM33 32H34V31H33ZM41 32L44 33V31H43L42 29L40 30V33H39V32H37V33L41 34ZM69 32H70V31H69ZM72 32H73V31H72ZM72 32H71V33H72ZM144 32H147V31H143V35L145 34ZM157 32H158V31L155 32L156 34L154 33L155 36H157ZM229 32L227 31V33H229ZM35 33H36V31H35ZM35 33H34V34H35ZM77 33H78V32H76V34H77ZM96 33H97V32H95L94 34H96ZM149 33H150V32H149ZM149 33H147V34H149ZM152 33H153V31H152ZM184 33H186V34L188 35V34H189V31H188V33H187V32H184ZM192 33H191V34H192ZM247 33H250V32L247 31ZM65 34H66V33H65ZM67 34H68V33H67ZM74 34H75V33H74ZM78 34H79V33H78ZM78 34H77V35H78ZM84 34H82V35H84ZM147 34H146V35H147ZM191 34H189V35H191ZM244 34H246L245 31H244ZM250 34L252 35L253 32H251ZM256 34H257V32L254 33L253 36L256 35ZM22 35H23V34H22ZM68 35H71V34H68ZM85 35H84V36H85ZM97 35H98V34H97ZM118 35H121L120 38H122V36H123V38L125 39V37H126V40H125V41H126V42H127V41L129 42V41H130L129 44H127L128 42L126 43L127 46H126L125 42L122 43V44H125V45H122V46H119L118 43L115 44V43L118 42L119 40H117L114 44H112V43L110 44V43H109V44L107 45V44H103V43H102V42L104 41V40L102 41L103 38H105V37H108V38H109V37H111V38L114 37V38H115V37H117ZM231 35L229 34V36H231ZM251 35H250V36H251ZM257 35H258V34H257ZM18 36H19L20 38L23 37V36H21V35H18ZM26 36H27V34H26ZM28 36L31 37V36H33V35H28ZM40 36H41V35H40ZM42 36H43V35H42ZM42 36H41V37H42ZM64 36H65V35H64ZM66 36H67V35H66ZM71 36L73 37V33H72ZM71 36L69 37V39L72 38ZM74 36H75V35H74ZM193 36H192V37H193ZM241 36H242V35H241ZM241 36H240V37H241ZM253 36H252V37H253ZM35 37H36V35H35ZM35 37H33V38L35 39ZM41 37H40V38H41ZM75 37H76V36H75ZM102 37H103V38H102ZM145 37H146V36H145ZM145 37H143V38H145ZM149 37H146V38H149ZM216 37H217V36H216ZM216 37H215V38H216ZM219 37H222V36H219ZM219 37H218V38H219ZM16 38H17V37H16ZM108 38H107V39H108ZM128 38H129V40H128ZM242 38H243V36H242ZM242 38H240V39H242ZM37 39H38V38H37ZM41 39H42V38H41ZM74 39H72V40H74ZM107 39H106V40H107ZM155 39H157V38H155ZM158 39H159V38H158ZM237 39H238V38H237ZM14 40H15V38H14ZM24 40H26V39H24ZM28 40H30V38H29ZM38 40H40V39H38ZM72 40H71V41H72ZM120 40H121V39H120ZM210 40H212V39H210ZM218 40H219V39H217V41H218ZM9 41H10V40H9ZM9 41H8V42H9ZM12 41H13V40H12ZM15 41H17V40H15ZM15 41H14V43L16 44ZM20 41H21V39H20ZM26 41H27V40H26ZM26 41H25V42H26ZM123 41H124V40L122 39L121 42H123ZM143 41H144V42H143ZM153 41H154V40H153ZM159 41H160V40H159ZM205 41H206V40H205ZM205 41H204V42H205ZM213 41H215V40H213ZM219 41H221V40H219ZM236 41H237V40H236ZM18 42H19V40H18ZM30 42H31V41H30ZM35 42H37L36 39H35ZM67 42H68V43H67ZM73 42H74V41H72V44H73V47H74V43H73ZM76 42H75V43H76ZM104 42H105V41H104ZM106 42H107V41H106ZM108 42H109V41H108ZM110 42H111V40H110ZM112 42H114V41H112ZM155 42H156L157 44H156V43H155V44L153 43V44H154V45H152L153 47H154L155 45H158L159 43H162V44H160V45L163 46V42H158L157 40H156ZM194 42H195V41H194ZM208 42H209V39H208ZM222 42H223V41H222ZM252 42H253V41H252ZM252 42H251V44H253ZM254 42H255V41H254ZM14 43H13V44H14ZM23 43H24V41H23ZM27 43H28V42H27ZM37 43H38V42H37ZM37 43H35V44H37ZM169 43H171V42H169ZM199 43H200V42H199ZM206 43H207V42H206ZM206 43H205V45H206ZM213 43L215 44V42H213ZM213 43H211V41H210L209 45H210V44H213ZM249 43H250V42H249ZM8 44H9V43H8ZM20 44H21V43H20ZM31 44H32V42H31ZM33 44H34V43H33ZM72 44H71V45H72ZM143 44L141 45V47L143 46ZM201 44H203V42H201ZM214 44H213V45H214ZM216 44H217V43H216ZM234 44H236V47H237V43H234ZM251 44H250V45H251ZM1 45H2V44H1ZM5 45H6V44H5ZM17 45H19V44H17ZM25 45H27V44H25ZM28 45H29V44H28ZM41 45H42V44H40V47H41ZM171 45H172V44H171ZM203 45H204V44H203ZM207 45H208V44H207ZM213 45H212V47H213ZM220 45H221V43H220ZM248 45H249V44H248ZM258 45H259V44H258ZM7 46H8V45H7ZM12 46H13V45H11V47H12ZM14 46H15V45H14ZM31 46H32V45H31ZM38 46H39V45L37 44V47H38ZM145 46H146V45H145ZM145 46H144L143 48H145V50H147V51H146V54H147L148 52L151 51V48H148V49L150 50V51H148V49H146V47H147L148 45H147L146 47H145ZM161 46H160V47H161ZM191 46H192V48H191L192 50H193L195 47H197L196 50L198 49V52H199V49H200V48H203V46H201L200 44H196V43L194 44V47H193V45H191ZM214 46H215V45H214ZM218 46H219V45H218ZM222 46L224 47V44H222ZM232 46H233V45H232ZM246 46H247V44H246ZM254 46H255V45H254ZM254 46H253V47H254ZM1 47H2V46H1ZM4 47H5V46H4ZM11 47H9V48H11ZM17 47H18V46H17ZM28 47H30V46H28ZM33 47H34V45H33ZM44 47H43V49H44ZM71 47H72V46H71ZM73 47H72V48H73ZM148 47H149V46H148ZM150 47H151V46H150ZM153 47H152V49L154 50V48H155V50H156L159 46H157V47L155 46L154 48H153ZM160 47H159V49H158L159 51H160ZM206 47H207V46H206ZM212 47H211V48H212ZM219 47H220V46H219ZM238 47H239V46H238ZM262 47H263V46H262ZM262 47H261V48H262ZM7 48H8V47H7ZM7 48L5 47L6 50H8ZM14 48H15V47H14ZM31 48H32V47H31ZM186 48H187V47H186ZM215 48H216V46H215ZM233 48H234V47H233ZM240 48L242 49V47H240ZM0 49H2V48H0ZM11 49H12V48H11ZM24 49H25V47H24ZM26 49H27V48H26ZM54 49H52V50H54ZM68 49H69V47H68ZM174 49H175V48H174ZM184 49H185V48H184ZM187 49H188V48H187ZM207 49H209V48L207 47ZM220 49H221V47H220ZM222 49H223V48H222ZM227 49H229V48L227 47L226 50H227ZM251 49H252V48H251ZM251 49H249V50H245L244 53H243V51H242V55H241V56L234 55L235 57H232V60H233L232 62H231V58H230V59L228 58V59H229L228 61H226V62H225V61H222L221 64H220L219 62H217V63H219L220 65H216V64L213 65V63H212V65L210 64L211 66H209L207 72L204 73V74L201 75V76H198V78H197V81H199L198 84H199L200 86L202 85V87L205 86V88H206V87H208V88L210 87V89H212L213 91H218V90H220V89H222V90L224 89L225 91H227V94H231L232 96L237 95V98H239V96H240L241 93H242L241 96H242V98H243V95H245V94H243L244 87H246V86H245V85H246V84H245V80L241 79L240 77H234V76H238V75L241 74V73L239 74V70H240V69H243V70H244L245 68H247V69L252 70V65H251L252 60H257V59H254V58H255L254 55H256V54H254L255 52L253 51V52H254V53H253V52L251 51ZM257 49L259 50V48H257ZM262 49H264V48H262ZM2 50H3V49H2ZM2 50H1V51H2ZM6 50H5V51H6ZM18 50L21 51L20 48H19ZM18 50H17V51H18ZM45 50H46V49H45ZM47 50H48V49H47ZM64 50H65V49H64ZM66 50H67V49H66ZM143 50H144V49H143ZM145 50H144V51H145ZM161 50H162V49H161ZM189 50H190V49H189ZM194 50H195V49H194ZM196 50H195V52H196ZM201 50H202V49H201ZM205 50H206V49H205ZM211 50L213 51V49H211ZM226 50H225V51L223 50L224 53L226 52ZM236 50H237V48H236ZM238 50H239V48H238ZM243 50H244V49H243ZM255 50H256V49H255ZM258 50H257V51H258ZM9 51H10V50H8V53H11L12 55H15V53L13 54L12 51L15 52L16 49H15V51H14V49H13L12 51H10V52H9ZM25 51H26V50H25ZM27 51H28V50H27ZM31 51H32V50H31ZM33 51H34V49H33ZM33 51H32V52H33ZM37 51H38V50H37ZM37 51H36V52H37ZM69 51H71V48H70ZM156 51H157V50H156ZM185 51H186V50H185ZM208 51H209V50H208ZM208 51H207V52H208ZM219 51H220V50H219ZM23 52H24V51H23ZM39 52H40V51H39ZM41 52H42V54H44L42 48H41ZM46 52H47V51H46ZM48 52H49V51H48ZM52 52H53V51H51V53H52ZM55 52H56V51H55ZM55 52H54V53H55ZM67 52H68V51H67ZM72 52H73V50H72ZM154 52H155V51H154ZM154 52H153V53H154ZM168 52H169V54H168ZM191 52H192V51H191ZM191 52H190V53L188 52V53L191 54ZM195 52H194L193 54H195ZM221 52H222V50H221ZM228 52H229V51H228ZM233 52H234V50H233ZM240 52H241V50H240ZM258 52H259V51H258ZM263 52H264V51H263ZM6 53H7V52H6ZM19 53H20V52H19ZM19 53H18V54H19ZM21 53H22V52H21ZM33 53H34V52H33ZM49 53H50V52H49ZM60 53H61V52H60ZM64 53H66V52L64 51ZM151 53H152V52H151ZM153 53H152V54H153ZM160 53H161V51H160ZM160 53H159V54H160ZM162 53H164V52L162 51ZM209 53H210V51H209ZM212 53H213V52H212ZM256 53H257V52H256ZM4 54H5V53H4ZM24 54H25V53H24ZM36 54H37V53H36ZM39 54H40V53H39ZM39 54H38V55H39ZM47 54H48V53H47ZM61 54H62V53H61ZM66 54H67V53H66ZM68 54H71V53L69 52ZM72 54H73V53H72ZM124 54H125V56H127V55L129 56V55H130L129 58H131L132 61L130 62V61H129L130 59H127L128 62H130L129 64H128V63L125 64V62L122 63L121 61H119V59L121 60L120 57H121V56H124ZM126 54H127V55H126ZM148 54H149V53H148ZM155 54H156V53H155ZM159 54H158V56L162 55V54H160V55H159ZM167 54H168V55H166V53H165L166 56H164V55H162V57L160 56V57H161L160 59H162V61H163L164 64L166 65V67H167V68H171V69L173 68V70L176 69V68L174 69V67H178V68H179V66L182 64V59L184 58V57H183V55H184L183 51H182V50H181V51H177V50H176V51H173V52L167 51ZM229 54H231V53H229ZM229 54H228V55H229ZM235 54H237V53H235ZM261 54H262V52H261ZM263 54H264V53H263ZM0 55H1V54H0ZM7 55H8V54H7ZM16 55H17V54H16ZM25 55H26V54H25ZM25 55H24V56H25ZM27 55H28V54H27ZM32 55H33V54H32ZM34 55H35V54H34ZM45 55H46V53H45ZM56 55H58V53H55V56H56ZM59 55H60V54H59ZM196 55H197V53H196ZM207 55H208V54H207ZM210 55H211V54H210ZM221 55H222V54H221ZM257 55H258V53H257ZM2 56H4V55H2ZM9 56H10V55H9ZM40 56H41V54L39 55V57H40ZM42 56H43V55H42ZM47 56H48V55H47ZM50 56H51V55H50ZM63 56L65 57L64 54H63ZM69 56H70V55H69ZM146 56H147V55H146ZM152 56H154V54H153ZM155 56H156V55H155ZM158 56H157V58H158ZM186 56L189 58V56H188L187 54H186ZM193 56H194V55H193ZM193 56H192V57H193ZM208 56H209V55H208ZM223 56H224V55H223ZM231 56H233V55H231ZM262 56H263V55H262ZM22 57H23V55H22V56L20 55V58H22ZM27 57H29V55L26 56V59H27ZM44 57H45V56H44ZM44 57H43V58H44ZM58 57H59V56H58ZM58 57H57V58H58ZM71 57H72V56H71ZM142 57L145 59L144 56H142ZM142 57H141V58H142ZM195 57H196V56H195ZM212 57L214 58V56H212ZM220 57H221V56H220ZM224 57H225V56H224ZM240 57H242L241 60H240ZM256 57H257V56H256ZM30 58H31V56H30ZM33 58H34V57H33ZM35 58L37 59V57H35ZM40 58H41V57H40ZM45 58H46V57H45ZM52 58H53V57H52ZM60 58H62V57H60ZM67 58H68V56H67ZM118 58H119V59H118ZM125 58H126V57H124V59H125ZM147 58H148V57H146V59H147ZM213 58H212V59H213ZM259 58H262V57L260 56ZM263 58H264V56H263ZM2 59H4V58L2 57ZM18 59H19V56H18L17 60H18ZM24 59H25V57H24ZM49 59H50V58H49ZM49 59L46 58L45 60L49 61ZM55 59H56V58H55ZM55 59H54V60H55ZM63 59H64V58H63ZM68 59H69V58H68ZM72 59H73V57L71 58V61H72ZM154 59H156V58L150 56V57L148 58V60H145V61L149 62L148 65L150 64V67H152V68H158V70H156V73H157V71H159V68H160V69H161V68L163 69V68H165V65L162 64V63H161V64H158L159 62L156 64L155 62H157V61H154ZM189 59H190V58H189ZM194 59H196V58H194ZM209 59H211V58H209ZM20 60H21V59H20ZM34 60H35V59H34ZM39 60H42V59H39ZM43 60H44V59H43ZM50 60H51V59H50ZM52 60H53V59H52ZM52 60H51V61H52ZM57 60H58V59H57ZM59 60H61V59H59ZM127 60H126V61H127ZM183 60H184V59H183ZM187 60H188V59H187ZM220 60H221V59H220ZM226 60H227V59H226ZM243 60H244V64H240V61L243 62ZM258 60H259V59H258ZM31 61H32V58H31ZM31 61H30V62L27 61V62H28V63H31ZM61 61H62V60H61ZM61 61H60V62H61ZM68 61H69V60H68ZM141 61H143V59H142ZM145 61H144V62H145ZM184 61H185V60H184ZM184 61H183V62H184ZM197 61H198V60H197ZM212 61H213V60H212ZM0 62H3V61L0 60ZM21 62H22V61H21ZM21 62H20V63H21ZM23 62H24V60H23ZM23 62H22V64H23ZM27 62H26V64H27ZM32 62H33V61H32ZM37 62H38V61H37ZM52 62L54 63V61H52ZM52 62H51V63H52ZM72 62H73V61H72ZM72 62H71V63H72ZM74 62H75V60H74ZM193 62H194V61L189 62V63H193ZM245 62H246V63H245ZM253 62H254V61H253ZM257 62H258V61H257ZM3 63H4V62H3ZM34 63H35V62H34ZM39 63H41V62H39ZM43 63H44V62H43ZM49 63H50V62H48V64H49ZM58 63H59V62H58ZM58 63H57V64H58ZM69 63H70V62H69ZM71 63H70V64H71ZM187 63H188V62H187ZM215 63H216V62H215ZM31 64H32V63H31ZM57 64H56V65H57ZM59 64H60V63H59ZM67 64H68V63H67ZM74 64H75V63H74ZM145 64H147V63H145ZM183 64H184V63H183ZM34 65H35V64H34ZM37 65H38V64H37ZM40 65H41V64H40ZM44 65H45V64H44ZM44 65L42 64V67H43ZM49 65H51V64H49ZM52 65H55V64H52ZM64 65H66V64L64 63ZM68 65H69V64H68ZM185 65H186V64H184V66H185ZM191 65H192V64H191ZM191 65H190V66H191ZM193 65H195V64H193ZM255 65H256V64H255ZM4 66H5V65H4ZM24 66H25V65H24ZM27 66H29V68H30V66L32 67V65H27ZM45 66H46V65H45ZM47 66H48V65H47ZM66 66H67V65H66ZM77 66H78V65H77ZM79 66H80V65H79ZM81 66H80V67H81ZM25 67H26V66H25ZM33 67H34V66H33ZM39 67H40V66H39ZM49 67H50V66H48V68H49ZM53 67H54V66H53ZM72 67H73V66H72ZM181 67H182V66H181ZM186 67H187V66H186ZM207 67H208V66H207ZM207 67H206V68H207ZM253 67H254V66H253ZM0 68H1V67H0ZM6 68H7V67H6ZM23 68H24V67H23ZM26 68H28V67H26ZM36 68H37V66H36ZM64 68H65V67H64ZM66 68H67V67H66ZM68 68H69V66H68ZM76 68H77V70H78V67H76ZM76 68H75V69H76ZM144 68H146V69H144ZM256 68H257V67H256ZM1 69H2V68H1ZM41 69H42V68H41ZM45 69H46V68H45ZM54 69H55V67H54ZM69 69H70V68H69ZM139 69H140V70H139ZM143 69H144V70H143ZM149 69H150V68H149ZM162 69H161V70H162ZM171 69H169V70H171ZM2 70H3V69H2ZM2 70H1V71H2ZM27 70H28V69H27ZM43 70H44V69H43ZM52 70H53V69H52ZM62 70H63V69H62ZM64 70H65V69H64ZM67 70H68V69H67ZM80 70H81V69H80ZM138 70H139V71H138ZM150 70H151V69H150ZM152 70H155V69H152ZM161 70L159 71V72H161V73H159L160 76H161V75H162V76H165V75H163V73H162ZM167 70H168V69H166V71H167ZM169 70H168V72H169ZM173 70H172V72H173ZM179 70H180V69H179ZM183 70L185 71V69H183ZM202 70H203V69H202ZM257 70H258V69H257ZM33 71H34V70H33ZM83 71H84V70H83ZM83 71H82V72H83ZM163 71H165V69H164ZM166 71H165V72H166ZM180 71H181V70H180ZM203 71H204V70H203ZM248 71H249V70H248ZM248 71H247V72H248ZM254 71H255V69H254ZM35 72H36V71H35ZM38 72H39V71H38ZM44 72H45V70H44ZM44 72H43V73H44ZM66 72H67V71H66ZM146 72H147V71H146ZM148 72H149V71H148ZM148 72H147V74H150V72H149V73H148ZM152 72H153V71H152ZM152 72H151V73H152ZM154 72H155V71H154ZM177 72H178V71H177ZM201 72H202V71H200V74H202ZM241 72H242V71H241ZM243 72H244V71H243ZM251 72H252V71H251ZM74 73H75V70H74ZM78 73H79V72H78ZM175 73H176V72H175ZM175 73H174V74H175ZM178 73H180V72H178ZM182 73H183V72H182ZM197 73H198V71H197ZM197 73H196V74H197ZM259 73H260V72H259ZM47 74H48V73H47ZM66 74H67V73H66ZM81 74H82V73H81ZM84 74H85V72H84ZM84 74H83V76H84ZM154 74H155V73H154ZM170 74H172V73L170 72ZM176 74H177V73H176ZM246 74H247V73H246ZM251 74H252V73H251ZM42 75H43V74H42ZM74 75H76V74H74ZM77 75H78V74H77ZM134 75H135V76H134ZM150 75H151V74H150ZM152 75H153V74H152ZM155 75H156V74H155ZM155 75H153L154 77L151 76V77H150V80H151V79H154V78H155ZM157 75H158V74H157ZM157 75H156V76H157ZM168 75H169V74H168ZM193 75H194V74H193ZM221 75H222V76L224 75V76L227 77V78L220 80L219 76H221ZM228 75H230V77H231V75H233V78H230ZM248 75H249V74H248ZM33 76L36 77L37 75H33ZM33 76H32V77H33ZM105 76H107V77H105ZM131 76H133V77H131ZM143 76H140V77L143 78ZM145 76H146V75H145ZM170 76H171V75H170ZM196 76H197V75H196ZM243 76H244V75H243ZM246 76H247V75H246ZM32 77H31V78H32ZM38 77H40V76H38ZM68 77H69V76H68ZM74 77H75V76H74ZM74 77H71V78H74ZM78 77H79V76H78ZM84 77H85V76H84ZM104 77H105V80H106V81L103 80ZM123 77H125V76H122V78H123ZM140 77H137V79H138V78L140 79ZM171 77H172L171 79H173V76H171ZM189 77H190V75H189ZM191 77H194V76L191 75ZM251 77H252V75H251ZM258 77H259V76H258ZM263 77H264V75H263ZM263 77H262V78H263ZM81 78H82V77H81ZM106 78H107V79H106ZM117 78H116V79H117ZM126 78H125V79H126ZM128 78H127V79H128ZM144 78H145V77H144ZM147 78H148V79H147ZM156 78H157V79H155V83H157L156 80H158V79L160 80L159 75H158ZM162 78H164V77H162ZM162 78H161V79H162ZM222 78H223V77H222ZM243 78H244V77H243ZM245 78H248V77H245ZM245 78H244V79H245ZM35 79H36V78H35ZM77 79H78V78H77ZM83 79H84V78H83ZM120 79H118V80H120ZM125 79H124V80H125ZM135 79H136V78H135ZM139 79H138V81L136 80L137 83L140 84V81H142V85L145 84V86L147 87V89H148L149 91H152V93H153L152 95H155V96L157 95V96H158V94H161V93H160L161 90L158 91V88L156 87V85H154L155 83L152 84V83L154 82V80H152L153 82H151V81L149 80V76H148V77L146 76V79H147V80H145V81H147V82L143 81L144 79H143V80H141V79L139 80ZM166 79H167V78H166V76H165V79H164V80H166ZM185 79H186V78H185ZM185 79H184V80H185ZM188 79H191V78H188ZM195 79H196V78H195ZM256 79H257V76H256ZM263 79H264V78H263ZM68 80H69V78H68ZM74 80H75V79H74ZM79 80H80V79H79ZM81 80H82V79H81ZM84 80H85V79H84ZM84 80H83V81H84ZM86 80H87V79H86ZM107 80H108V82L110 81L109 86H107L108 84H106V83H107ZM118 80H117V81H118ZM121 80H123V79H121ZM159 80H158V81H159ZM191 80H192V79H191ZM246 80H247V79H246ZM248 80L250 81V79H248ZM253 80H255V77H254ZM259 80H261V79H259ZM259 80L257 79V81H259ZM71 81H73V80L71 79ZM71 81H70V82H71ZM76 81H78V80H76ZM161 81H163V80H160L159 82H161ZM170 81H172V80H170ZM177 81H178V80H177ZM179 81H182V80H179ZM185 81H187V80H185ZM193 81L197 82V81L194 80V79H193ZM193 81H192V82H193ZM73 82H74V81H73ZM85 82H86V81H85ZM85 82H84V83H85ZM104 82H105V83H104ZM132 82H133V81H132ZM149 82H150V83H149ZM166 82L169 83L168 85H172V86H173V84H174L176 81L173 79V84H171V82H169V76H168V80H166ZM166 82H165V83H166ZM190 82H191V81H190ZM251 82H253V84H256V83H254L255 81H252V80H251ZM261 82H263V81H261ZM1 83H2V82H1ZM39 83H41V82L39 81ZM39 83H38V84H39ZM87 83H88V82H87ZM114 83H115V82H114ZM118 83H121V81H119ZM118 83H117V84H118ZM146 83H148V84H146ZM161 83H162V82H161ZM178 83H181V82H178ZM178 83H176V84L178 85ZM186 83H187V82H186ZM246 83H248V82H246ZM258 83H260V82H258ZM258 83H257V84H258ZM72 84H73V83H72ZM74 84H75V83H74ZM85 84H86V83H85ZM139 84H138V86H139ZM159 84H160V83H159ZM163 84H164V83H163ZM176 84H175V85H176ZM184 84H185V82H184ZM189 84H191V83H189ZM193 84H194V83H193ZM196 84H197V83H196ZM196 84H195V85H196ZM250 84H251V83L249 82V85H250ZM253 84H252V85H253ZM257 84H256V85H257ZM261 84H262V83H261ZM75 85H77V84H75ZM78 85H79V84H78ZM80 85H81V83H80ZM120 85L122 86V85H124V84L121 83V84H119V86H120ZM131 85H133V87H134V84H130L129 87H132ZM135 85H136V84H135ZM168 85H167V87H165V88L168 89ZM181 85H183V84H181ZM186 85H187V84H186ZM252 85H250L249 88L254 87V86H252ZM258 85H259V84H258ZM262 85H263V84H262ZM82 86H83V85H81V86H79V87H82ZM87 86H88V85H87ZM87 86H86V87H87ZM89 86H90V85H89ZM115 86H116V85H115ZM117 86H118V85H117ZM121 86H120V87H121ZM124 86H125V85H124ZM126 86H128V85H126ZM140 86H141V84H140ZM157 86L160 87V86H162V85H160V86L157 85ZM187 86H188V85H187ZM193 86H194V85H193ZM193 86L191 85V87H193ZM196 86H197V85H196ZM86 87H85V88H86ZM90 87H91V86H90ZM129 87H128V88H129ZM133 87H132V88H133ZM135 87H137V85H136ZM169 87H171V86H169ZM180 87H182V86H180ZM188 87H189V86H188ZM247 87H248V85H247ZM247 87H246V88H247ZM258 87H260V85H259ZM261 87H262V86H261ZM263 87H264V86H263ZM263 87H262V88H263ZM83 88H84V87H83ZM88 88H89V87H88ZM116 88H117V87H116ZM116 88L114 89L115 91H116ZM118 88H119V87H118ZM121 88H122V90H123L124 87H121ZM121 88H120V90H121ZM139 88H140V87H139ZM142 88H144V86H143ZM142 88H141V89H142ZM162 88H163V87H162ZM162 88H160V89H162ZM171 88H172V87H171ZM178 88H179V87H178ZM182 88H184L183 90L186 91V89H185L186 87H182ZM189 88H190V87H189ZM194 88H195V87H194ZM196 88H197V87H196ZM208 88H207V89H208ZM86 89H87V88H86ZM97 89H98V88H96V90H97ZM111 89H110V90H111ZM124 89H125V88H124ZM133 89H135V88H133ZM144 89H145V88H144ZM147 89H146L144 92H143V90H140V92L142 91V92L145 94L146 91H148ZM173 89H174V88H173ZM175 89H176V88H175ZM175 89H174V90H175ZM192 89H193V88H192ZM192 89H191V90H192ZM200 89H201V87H199V90H200ZM203 89H204V87H203ZM203 89H202V91H203ZM207 89H206V91L209 90V89H208V90H207ZM252 89H253V88H252ZM254 89L256 90V88H254ZM258 89H259V88H258ZM77 90H79V89H77ZM81 90H82V89H80V91H81ZM89 90H90V89H89ZM93 90H95V89H93ZM122 90H121V91H122ZM125 90H126V89H125ZM125 90H124V91H125ZM127 90H128V89H127ZM135 90H136V89H135ZM135 90H134V93L136 94ZM163 90H164V88H163ZM188 90H189V89H188ZM188 90H187V91H188ZM191 90H190V91H191ZM247 90L249 91V89H247ZM259 90H260V89H259ZM261 90H262V89H261ZM75 91H76V90H75ZM82 91H83V90H82ZM84 91H85V90H84ZM86 91H87V90H86ZM90 91H92V88H91ZM108 91H109V90H108ZM108 91H107V92H108ZM111 91H113V90H111ZM111 91H110V92H111ZM115 91H113V92H115ZM117 91H118V90H117ZM124 91H122V92H124ZM129 91H130V90H129ZM136 91H137V90H136ZM149 91H148V92H149ZM178 91H179V90H178ZM180 91H181V90H180ZM185 91H184V92H185ZM204 91H205V90H204ZM210 91H211V90H210ZM245 91H246V89H245ZM245 91H244V92H245ZM248 91H246V92L248 93ZM251 91H252V90H251ZM253 91H254V90H253ZM65 92H66V91H65ZM76 92H77V91H76ZM94 92H95V91H94ZM98 92H99V91H98ZM98 92H96V93H98ZM148 92H147V93H148ZM166 92H167V91H166ZM166 92H165V90H164L163 93H166ZM169 92H171V91H169ZM181 92H183V91H181ZM192 92H195V91L193 90ZM200 92H201V91H199V93H200ZM261 92H263V91H260V94H261ZM88 93H89V92H88ZM92 93H93V92H92ZM108 93H109V92H108ZM115 93H116V92H115ZM117 93H118V92H117ZM125 93H126V91L124 92V94H125ZM127 93H129V92L127 91ZM131 93H132V91H131ZM149 93H150V92H149ZM186 93H187V92H186ZM186 93H185V94H186ZM197 93H198V91H197ZM204 93H206V92H204ZM204 93L202 92L203 95L208 96V94H207L208 92H207L206 94H204ZM211 93H212V92H211ZM216 93H219V91L216 92ZM222 93H223V92H222ZM247 93H246V97H247V95L249 96V94H247ZM258 93H259V92H257V95H259ZM74 94H75V92H74ZM82 94H83V93H82ZM84 94H86V93H84ZM90 94H91V92H90ZM98 94H99V93H98ZM98 94H97V95H98ZM106 94H107V93H106ZM110 94H113V93L111 92ZM135 94H134V96H135ZM144 94H143V95H144ZM175 94H176V93H175ZM178 94H179V92H178ZM178 94H177V95H178ZM188 94H189V92H188ZM191 94H193V93H191ZM194 94H196V93H194ZM220 94H221V93H220ZM225 94H226V93H225ZM239 94H240V95H239ZM262 94H263V93H262ZM65 95H66V94H65ZM102 95H104V94L102 93ZM107 95H109V94H107ZM116 95H117V94H116ZM121 95H122V94H121ZM125 95H126V94H125ZM136 95H137V94H136ZM141 95H142V94H141ZM149 95H150V94H149ZM172 95H174V93H172ZM189 95H190V94H189ZM209 95H210V94H209ZM222 95L224 96V94H222ZM238 95H239V96H238ZM252 95H253V93H252ZM71 96H72V95H71ZM80 96H82V95L80 94ZM85 96H86V95H85ZM88 96H89V95H88ZM94 96H95V93H94ZM100 96H101V95H100ZM104 96H106V95H104ZM110 96H112V95H110ZM113 96H114V94H113ZM118 96H120V95H118ZM118 96H115L113 99H115L116 97L118 98ZM123 96H124V95H123ZM123 96H122V97H123ZM127 96H130V95L128 94ZM132 96H133V94H132ZM132 96H131V97H132ZM138 96H139V95H138ZM155 96H153V97H155ZM159 96H160V95H159ZM165 96H166V95H165ZM168 96H169V95H168ZM175 96H176V95H175ZM184 96H186V95H184ZM194 96H195V95H192V98H193ZM197 96H198V95H197ZM218 96H219V95H218ZM220 96H221V95H220ZM220 96H219V97H220ZM225 96H226V95H225ZM227 96H228V95H227ZM227 96H226V97H227ZM232 96H230V98H232ZM254 96H255V94H254ZM83 97H84V96H83ZM83 97H82V98H83ZM91 97H92V95H91ZM97 97H98V96H97ZM150 97H151V96H143V97H141V98H142V99L140 98V99H141V103H142V101L145 102V101H147V100H150ZM169 97H170V96H169ZM176 97H177V96H176ZM176 97H174V98H176ZM181 97H182V94H181ZM181 97H179V99H181ZM190 97H191V96H190ZM195 97H196V96H195ZM195 97H194V98H195ZM204 97H205V96H204ZM249 97H250V96H249ZM251 97H252V96H251ZM255 97H256V96H255ZM259 97H260V96H259ZM261 97H262V95H261ZM78 98H79V97H78ZM78 98H77V100H78ZM80 98H81V97H80ZM103 98H104V97H103ZM108 98H109V96H108ZM119 98H121V97H119ZM127 98H128V97H127ZM127 98H126V99H127ZM129 98H130V97H129ZM151 98H152V97H151ZM162 98H163V97H162ZM184 98H186V97H184ZM194 98H193V99H194ZM198 98H199V97H198ZM201 98H202V97H200L199 99H201ZM205 98H206V97H205ZM213 98H214V96H213ZM217 98H218V97H217ZM217 98H216V100H217ZM228 98H229V97H228ZM233 98H236V97H233ZM233 98H232V99H233ZM247 98H248V97H247ZM256 98H258V97H256ZM256 98H255V99H256ZM74 99H75V98H74ZM85 99H86V98H85ZM85 99H84V100H85ZM97 99H100V98H97ZM97 99H96V101H98ZM111 99H112V97H111ZM113 99H112V100H113ZM122 99H123V98H122ZM131 99H132V98H131ZM140 99H139V100H140ZM158 99H159V98H158ZM169 99H170V98H169ZM188 99H189V98H188ZM190 99H191V98H190ZM202 99H203V98H202ZM221 99H222V98H221ZM226 99H227V98H226ZM232 99H231V100H232ZM244 99H245V98H244ZM248 99H249V98H248ZM255 99H254V100H255ZM258 99H259V98H258ZM260 99H261V98H260ZM93 100H94V99H93ZM101 100H102V97H101ZM101 100H100V102H101ZM115 100H116V99H115ZM135 100H136V99H135ZM184 100H185V99H184ZM191 100H192V99H191ZM195 100H196V98H195ZM197 100H198V99H197ZM203 100H205V99H203ZM216 100H214L215 103H218V105L220 106V104H219L220 98H219V101L217 100L218 102H216ZM236 100H238V99H236ZM236 100H234L233 102H236ZM251 100H253V99H251ZM82 101H83V100H82ZM91 101H92V100H91ZM108 101H109V100H108ZM119 101H120V100H119ZM159 101H160V100H159ZM181 101H182V100H181ZM189 101H190V100H189ZM210 101H212V98H211ZM214 101H213V102H214ZM222 101H223V99H222ZM226 101H227V100H226ZM249 101H250V100H249ZM249 101H245V100L240 101V107H242L244 110L247 109V111H248V109L251 110L252 112H254L255 115L260 114L259 112H260L261 110H260L259 108H257V107H258L257 104L260 105V104L262 103L263 99H262V101H259V102H261V103H257V104H255L256 102H255V103H252L253 101H250V102H249ZM77 102H78V101H77ZM106 102H107V100H106ZM111 102H112V101H111ZM130 102H131V101H130ZM138 102H139V101H138ZM138 102H137V103H138ZM151 102H152V100H151ZM184 102H185V101H184ZM190 102H192V101H190ZM193 102H194V100H193ZM193 102H192V103H193ZM197 102H198V101H197ZM201 102H203V101H201ZM9 103H10V102H9ZM78 103H80V100H79ZM83 103H84V101L82 102V105H83ZM85 103H86V102H85ZM87 103H88V102H87ZM98 103H99V101H98ZM102 103H103V102H102ZM117 103H118V102H117ZM121 103H122V102H121ZM124 103H125V102H124ZM124 103H123V104H124ZM126 103H128V104L130 105L129 102H126ZM146 103H147V102H146ZM146 103H145V104H146ZM168 103H169V102H168ZM168 103H167V105L169 106ZM172 103L175 104V102H172ZM181 103H182V102H180V104H181ZM185 103H187V101H186ZM192 103H191V104H192ZM207 103H208V102H207V100H206V104H207ZM215 103H213V105H214ZM222 103H223V102H222ZM227 103H228V102H227ZM227 103H226V104H227ZM60 104H61V103H60ZM90 104H91V103H90ZM92 104H93V103H92ZM111 104H112V103H111ZM113 104H114V103H113ZM123 104H121V105H123ZM132 104H133V102H132ZM147 104L149 105L150 102L147 103ZM153 104H154V103H153ZM155 104H157V103H155ZM160 104H161V102H160ZM163 104H165V103H163ZM187 104H188V103H187ZM193 104H194V103H193ZM201 104L203 105V103H201ZM206 104H205V105H206ZM208 104H209V103H208ZM210 104H211V103H210ZM210 104H209V105H210ZM223 104H224V103H223ZM223 104H221V105H223ZM230 104L233 105V108L235 109L234 104H233V103H230ZM230 104H228V105L231 107ZM235 104L239 105V100H238L237 103H235ZM262 104H263V103H262ZM79 105H80V104H79ZM79 105H78V106H79ZM86 105H87V104H86ZM86 105H85V106H86ZM93 105H94V104H93ZM101 105H102V104H101ZM101 105L99 104L100 107H101ZM121 105H119V106L121 107ZM124 105H126V104H124ZM136 105H137V104H136ZM138 105H139V104H138ZM171 105H172V104H171ZM177 105H178V104H177ZM194 105H195V104H194ZM209 105H208V106H209ZM211 105H212V104H211ZM211 105H210V107H211L210 109H212V107H214V106H211ZM96 106H97V105H96ZM110 106H111V105H110ZM117 106H118V104H117ZM117 106L115 105V107H117ZM126 106H127V105H126ZM142 106H144V104H142ZM142 106H141V108H142ZM146 106H147V105H146ZM158 106H159V105H158ZM163 106H165V105H163ZM163 106L161 105V107H163ZM173 106H174V105H173ZM186 106H187V105H186ZM76 107H77V106H76ZM83 107H84V106H83ZM88 107H89V106H88ZM88 107H87V108H88ZM90 107H92V106H90ZM135 107H136V106H135ZM135 107H134V108H135ZM150 107H154V106L152 105V106H150ZM156 107H157V105L155 106V108H156ZM180 107H181V106H180ZM180 107H179V105H178V108H180ZM200 107L202 108V106L199 105V108H200ZM205 107H207V105H206ZM238 107H239V106H238ZM93 108H94V107H93ZM93 108H92V109H93ZM103 108H104V107H103ZM118 108H119V107H118ZM122 108H124V107L122 106ZM122 108H121V109H122ZM137 108H138V107H137ZM145 108H146V107H145ZM147 108H149V107H147ZM155 108H153V110H154ZM157 108H158V107H157ZM163 108L165 109V108H167V107L165 106V107H163ZM170 108H171V107H170ZM170 108H169V109H170ZM176 108H177V107H176ZM178 108H177V109H178ZM191 108H192V107H191ZM207 108H208V107H207ZM222 108H223V107H222ZM227 108H228V107H227ZM236 108H237V107H236ZM242 108H241V109H242ZM6 109H7V108H6ZM98 109H99V108H98ZM108 109H110V108L108 107ZM111 109H112V108H111ZM114 109H115V108H114ZM114 109H112V110H114ZM116 109H117V108H116ZM129 109H130V108H129ZM131 109H132V108H131ZM131 109H130V111H131ZM143 109H144V107H143ZM159 109H161V108H159ZM167 109H168V108H167ZM171 109H172V108H171ZM171 109H170V110H171ZM173 109H174V108H173ZM183 109H184V108H183ZM194 109H195V107H194ZM197 109H198V107H197ZM203 109H206V108H203ZM210 109H209V113L211 112ZM213 109H214V108H213ZM217 109L219 110V108H217ZM217 109H215V110H217ZM230 109H231V108H230ZM234 109H233V110H234ZM237 109H238V108H237ZM237 109H236V110H237ZM2 110H3V109H2ZM96 110H97V109H96ZM101 110H102V108H101ZM101 110H100V111H101ZM126 110H128V109H126ZM134 110H136V109H134ZM134 110H133V112H134ZM149 110H150V109H149ZM151 110H152V109H151ZM155 110H156V109H155ZM161 110H162V109H161ZM161 110H160V111H161ZM181 110H182V109H181ZM207 110H208V109H207ZM215 110H214V112H215ZM228 110H229V109H228ZM233 110H232V111H233ZM239 110H240V108H239ZM258 110H259V111H258ZM85 111H86V110H85ZM98 111H99V110H98ZM117 111H118V109H117ZM121 111H124V110H121ZM121 111L119 110V112H121ZM143 111L145 112V110H143ZM143 111H142V112H143ZM157 111H159V110H157ZM179 111H180V110H179ZM189 111H190V110H189ZM195 111H196V110H195ZM203 111H204V110H203ZM203 111H202V112H203ZM229 111H230V110H229ZM237 111H238V110H237ZM242 111H243V110H242ZM242 111H241V112H242ZM106 112H107V111H106ZM113 112H114V111H113ZM133 112H132V113H133ZM135 112L138 113V114H141V110H140V109H137ZM153 112H154V111H153ZM162 112H163V110H162ZM162 112H161V113H162ZM166 112H167V111H166ZM173 112H176V111L174 110V111H172V113H173ZM177 112H178V111H177ZM181 112H182V111H181ZM183 112H185V111H183ZM183 112H182V113H183ZM212 112H213V111H212ZM214 112H213V113H214ZM216 112H217V111H216ZM216 112H215V113H216ZM226 112H228V111L226 110ZM226 112H225V113H226ZM87 113H88V112H87ZM103 113H105V112H103ZM109 113H110V112H109ZM116 113H117V112H116ZM146 113H147V111H146ZM159 113H160V112H159ZM159 113H158V114H159ZM172 113H171V114H172ZM187 113H189V112H187ZM196 113H197V112H196ZM207 113H208V112H207ZM207 113H206V114H207ZM222 113H223V112H222ZM235 113H236V112H235ZM237 113H238V112H237ZM247 113H248V112H247ZM100 114H101V113H100ZM100 114H99V115H100ZM106 114H108V113H106ZM113 114H114V113H113ZM150 114H151V113H150ZM152 114H153V113H152ZM152 114H151V115H152ZM154 114H155V113H154ZM165 114H166V113H165ZM167 114H168V113H167ZM176 114H177V113H176ZM179 114H180V113H179ZM179 114H178V115H179ZM184 114H186V113H184ZM193 114H195V113L193 112ZM201 114H202V113H201ZM211 114H212V113H210V116H211ZM223 114H224V113H223ZM231 114H232V113H231ZM243 114H244V116H245V113H243ZM243 114H242V115H243ZM130 115L132 116L131 113H130ZM134 115H135V113H134ZM134 115H133V116H134ZM141 115H142V114H141ZM143 115H145V114H143ZM143 115H142L141 117H143ZM148 115H149V113H148ZM156 115H157V114H156ZM156 115H155V116H156ZM174 115H175V114H174ZM174 115H173V116H174ZM191 115H192V114H191ZM198 115H199V114H198ZM202 115H203V114H202ZM202 115H201V116L199 115V116L202 118ZM218 115H219V114H218ZM220 115H221V114H220ZM224 115H226V114H224ZM227 115H228V114H227ZM242 115H241V116H242ZM255 115H253L252 117H254ZM263 115H264V114H262V117H263ZM64 116H65V115H64ZM133 116H132V117H133ZM136 116H137V115H136ZM153 116H154V115H153ZM162 116H164V115L162 114ZM170 116H171V115H170ZM186 116H187V115H186ZM193 116H194V118H193L192 120H193V122H194V119H195V116H196V115H192V117H193ZM204 116H205V115H204ZM206 116H208V114H207ZM228 116H230V115H228ZM233 116H234V115H233ZM250 116H251V115H250ZM250 116H249V117H250ZM258 116H259V115H258ZM260 116H261V115H260ZM100 117H101V115H100ZM103 117H104V116H103ZM107 117H108V116H107ZM138 117H139V116H138ZM141 117H140V118H141ZM147 117H148V116H147ZM149 117H151V116H149ZM157 117H158V116H157ZM157 117H156L155 120H158ZM164 117H165V116H164ZM174 117H175V116H174ZM174 117H171V118L173 119ZM180 117H181V114H180ZM180 117H179V118H180ZM184 117H185V115H184ZM215 117H216V119H217V116H215ZM220 117H221V116H220ZM237 117H238V116H237ZM237 117H236V118H237ZM245 117H246V116H245ZM245 117H244V118H245ZM252 117H251V118H252ZM256 117H257V116H256ZM52 118H53V116H52ZM58 118H60V117L58 116ZM96 118H97V117H96ZM101 118H102V117H101ZM101 118H100V119H101ZM133 118H135V117H133ZM136 118H137V117H136ZM152 118H153V117H152ZM177 118H178V116H177ZM189 118H191V117H188L187 119H189ZM205 118L208 119V120H207V122H208V121H210V119H211L212 117H211L210 119H209L208 117H205ZM213 118H214V117H213ZM230 118H231V117H230ZM239 118H240V115H239ZM246 118H247V117H246ZM55 119H56V117H55ZM61 119H62V117H61ZM97 119H98V118H97ZM153 119H154V118H153ZM159 119H160V118H159ZM161 119H162V118H161ZM175 119H176V118H175ZM182 119H185V118H182ZM218 119H219V118H218ZM224 119H225V118H224ZM227 119H228V118H227ZM227 119H226V120H227ZM257 119H258V118H257ZM144 120H146V119L144 118L143 120H141V122H144ZM151 120H152V119H151ZM173 120H174V119H173ZM178 120H179V119H178ZM219 120H220V119H219ZM221 120H222V118H221ZM231 120H232V119H231ZM233 120H235V119H233ZM237 120H238V119H236V122H235L236 124L238 123ZM245 120H246V119H245ZM248 120H249V119H248ZM53 121H54V120H53ZM60 121H61V120H60ZM93 121H94V120H93ZM138 121H139V120H138ZM165 121H166V120H165ZM195 121L197 122V120H195ZM203 121L205 122L206 119L203 120ZM217 121H218V120H217ZM252 121H253V120H252ZM252 121H251V122H252ZM261 121H264V120L261 119ZM261 121H260V122H261ZM136 122H137V120H136ZM139 122H140V121H139ZM141 122H140V125L142 124ZM146 122H148V121H146ZM167 122H168V119H167ZM184 122H186V120H184ZM184 122H183V123H184ZM190 122H191V120H190ZM190 122H189V123H190ZM200 122H202V121H200ZM210 122H211V121H210ZM221 122H223V121H221ZM221 122H220V123H221ZM241 122H242V121H240V123H241ZM257 122H258V121H257ZM134 123H135V122H134ZM137 123H138V122H137ZM144 123H145V122H144ZM144 123H143V124H144ZM151 123H152V122H151ZM175 123H176V122H175ZM179 123H180V121H179ZM189 123H188V121H187V125H188ZM218 123H219V122H218ZM223 123H225V121H224ZM230 123H231V122L228 123L229 126L231 125ZM243 123H244V122H243ZM253 123H254V121H253ZM258 123H259V122H258ZM138 124H139V123H138ZM177 124H178V123H177ZM193 124H194V123H193ZM193 124H192V125H193ZM197 124H198V123H197ZM214 124H215V123H214ZM261 124H262V123H261ZM261 124H260V125H261ZM136 125H137V124H136ZM145 125H146V127H148L147 124H145ZM181 125L183 126L184 124H181ZM185 125H186V124H185ZM198 125L200 126V124H198ZM201 125H202V124H201ZM203 125H204V123H203ZM209 125H210V124H209ZM209 125H206V126H209ZM217 125H218V124H217ZM221 125H222V124H221ZM239 125H240V124H239ZM247 125H248V124H247ZM249 125H250V124H249ZM255 125H256V124H255ZM263 125H264V124H263ZM130 126H131V125H130ZM138 126H139V125H137V127H138ZM152 126H153V125H152ZM196 126H197V125H196ZM199 126H198V127H199ZM206 126H204V127H206ZM212 126H215V125L212 124ZM212 126H209V129H212V128H210V127H212ZM225 126H226V125H225ZM252 126H253L252 128H254V125H252ZM256 126H257V125H256ZM258 126H259V125H258ZM140 127H141V126H140ZM155 127H156V126L154 125V128H155ZM187 127H188V126H187ZM198 127H196V128H198ZM215 127H216V126H215ZM246 127H247V126H246ZM246 127H245V129H246ZM249 127H250V126H249ZM249 127H247V128H249ZM263 127H264V126H263ZM263 127L261 126L262 129H264ZM128 128H129V127H128ZM128 128H127V129H128ZM130 128H131V127H130ZM132 128H133V127H132ZM134 128H135V126H134ZM142 128H143V127H142ZM180 128H181V127H180ZM183 128H184V127H183ZM194 128H195V127H194ZM194 128H193V129H194ZM199 128H201V127H199ZM199 128H198V129H199ZM207 128H208V127H207ZM252 128H250V129L252 130ZM257 128H258V127H257ZM146 129H147V128H146ZM146 129H145V130H146ZM156 129H157V128H155L154 130H156ZM184 129H186V127H185ZM189 129H190V128H189ZM224 129L226 130V128H224ZM224 129H223V130H224ZM134 130H135V129H134ZM140 130H141V129H140ZM150 130H151V126H150ZM157 130H160V129L158 128ZM161 130H162V129H161ZM178 130H179V129H178ZM182 130H183V129H182ZM186 130H187V129H186ZM186 130H185V131H186ZM199 130H200V129H199ZM202 130H203V128H201V130H200L198 133H201ZM206 130H207V129H206ZM213 130H214V129H213ZM217 130L220 131L218 127H217V129H216V132H217ZM227 130H228V129H227ZM233 130H234V127H233ZM235 130H236V129H235ZM238 130H239V127H238ZM240 130H241V129H240ZM251 130H250V131H251ZM126 131L130 132L131 130H130V131H129V130H126ZM146 131H147V130H146ZM146 131H145V132H146ZM151 131H153V128H152ZM189 131H192V129L189 130ZM195 131H197V130H195ZM245 131H248V132H249L248 129L245 130ZM257 131H258V132H256V133H259L260 128L257 129ZM261 131H262V130H261ZM140 132H141V131H140ZM140 132H139V133H140ZM143 132H144V130H143ZM143 132H142V133H143ZM147 132H150V131H147ZM160 132H162V131H160ZM163 132H164V130H163ZM166 132H167V131H166ZM183 132H184V131H183ZM204 132H206L205 129H204ZM207 132H208V134H209V130H207ZM216 132H215V133H216ZM223 132H224V131H223ZM225 132H226V131H225ZM237 132H238V131H237ZM237 132H236V137H238V136H237ZM252 132H253L252 134H256V133H254V129H253ZM131 133H133V132H131ZM150 133H151V132H150ZM150 133H149V134H150ZM154 133H155V131H154ZM185 133H186V132H185ZM196 133H197V132H196ZM198 133H197V135H198ZM202 133H203V131H202ZM210 133H212V132H210ZM227 133H228V132H227ZM227 133H225V134H227ZM230 133H231V132H230ZM232 133H233V132H232ZM234 133H235V132H234ZM241 133H242V132H241ZM244 133H245V132H244ZM246 133H247V132H246ZM246 133H245V135H246ZM249 133H250V132H249ZM249 133H247V134H249ZM263 133H264V131H262V134H263ZM34 134H35V133H34ZM127 134H128V133H127ZM144 134H147V133H144ZM152 134H153V133H152ZM152 134H151V135H152ZM155 134H156V133H155ZM192 134H193V132H192ZM192 134H191V135H192ZM203 134H204V133H203ZM208 134H207V135H208ZM212 134H214V132H213ZM238 134H239V133H238ZM260 134H261V132H260ZM260 134H258V136L253 135V136H255V137H253V138H256V139H257V138L259 137ZM131 135H132V134H131ZM137 135H138V133H137ZM153 135H154V134H153ZM158 135H159V136H160V135L162 136V134H160V133H158ZM163 135H164V133H163ZM181 135H182V133H181ZM181 135H180V136H181ZM186 135H188V133H186ZM186 135H185V136H186ZM205 135H206V134H205ZM227 135H228V134H227ZM241 135H242V134H241ZM263 135H264V134H263ZM5 136H6V135H5ZM129 136H130V135H129ZM133 136H134V135H133ZM138 136H139V135H138ZM145 136H146V135H145ZM147 136H149V135H147ZM164 136H166V134H165ZM214 136H215V135H214ZM225 136H226V135H225ZM225 136H224L223 138H225ZM230 136H231V135H230ZM234 136H235V135H234ZM239 136H240V134H239ZM260 136H261V135H260ZM205 137H207V136H205ZM215 137H216V136H215ZM241 137H242V136H241ZM250 137H252V136H250ZM262 137H263V136H262ZM200 138H202V137H200ZM228 138H229V136H228ZM228 138H226V139H222V138H221V140H223V141H220V144H221L222 142H224V140H225V141H228V140H227ZM209 139H210V138H209ZM213 139H214V137H213ZM215 139H216V138H215ZM230 139H231V138H229V142H230ZM236 139H237V138H236ZM236 139L234 140V138H233L234 143H235V141H238V140H236ZM259 139H263V141H264V137H263V138L260 137ZM259 139H257V140H259ZM36 140H37V139H36ZM202 140H204V139L202 138ZM206 140H207V139H206ZM217 140H218V138H217ZM231 140H232V139H231ZM233 140H232V143H233ZM240 140H241V139H240ZM240 140H239V141H240ZM246 140H247V139H246ZM248 140H249V139H248ZM254 140H255V139H253V141H254ZM0 141H1V140H0ZM195 141H197V140H195ZM198 141H200V140H199V137H198ZM204 141H205V140H204ZM204 141H202V142H204ZM213 141H214V140H213ZM218 141H219V140H218ZM244 141H245V140H244ZM249 141L252 142V140H249ZM249 141H248V142H249ZM33 142H34V141H33ZM202 142H201V143H202ZM206 142H207V141H206ZM206 142H205V143H206ZM209 142L212 143L211 141H209ZM201 143H200V144H201ZM205 143H203V144H205ZM214 143H215V145H216V144H218L219 142L217 143V142L214 141ZM214 143H213V144H214ZM225 143H227V142H225ZM252 143H253V142H252ZM255 143H256V142H255ZM261 143H262V142H261ZM193 144H194V143H193ZM220 144H219V145H220ZM207 145H208V144H207ZM209 145H210V144H209ZM229 145H230V144H229ZM249 145H250V144H249ZM249 145L247 144V147H248ZM261 145H262V144H261ZM261 145H260V147H261ZM42 146H43V145H42ZM56 146H57V145H56ZM211 146H212V144H211ZM221 146H222V145H221ZM224 146H225V144H224ZM245 146H246V145H245ZM250 146H251V145H250ZM257 146H258V145H257ZM262 146H263V147H261V148H264V145H262ZM1 147H2V146H1ZM37 147H38V146H37ZM39 147H40V146H39ZM39 147H38V148H39ZM203 147H204V146H203ZM206 147H207V146H206ZM214 147H215V146H214ZM219 147H220V146H218L217 149H219ZM227 147H228V146H227ZM233 147H234V145H233ZM236 147H239V146H235V149H234V150H236ZM241 147H243V146H240V148H241ZM255 147H256V145H255ZM136 148H137V147H136ZM138 148H139V147H138ZM211 148H212V147H210V150H212ZM215 148H216V147H215ZM222 148H224V147H222ZM230 148H231V147H230ZM230 148H228V149H230ZM206 149H207V148H206ZM206 149H205V150H206ZM247 149H248V148H247ZM247 149H246V150H247ZM253 149H254V148H253ZM253 149H251V150H253ZM38 150H39V149H38ZM136 150H137V149H136ZM168 150H169V149H168ZM190 150H191V149H190ZM207 150H208V149H207ZM210 150H209V151H210ZM213 150H215V149H213ZM239 150H240V149H239ZM244 150H245V149H244ZM251 150H250V151H251ZM263 150H264V149H263ZM192 151H193V150H192ZM195 151H196V149H195ZM197 151H199V150H197ZM200 151H201V150H200ZM229 151H230V150H229ZM229 151H228V152H229ZM256 151H257V149H256ZM134 152H135V151H134ZM137 152H141V151H138V150H137ZM167 152H169V151H167ZM193 152H194V151H193ZM206 152H207V151H206ZM224 152H225V150H224ZM233 152H234V151H233ZM235 152H236V151H235ZM235 152H234V153H235ZM240 152H241V151H240ZM244 152H245V151H244ZM244 152H243V155H244ZM252 152H253V151H252ZM254 152H255V151H254ZM258 152H260V151H258ZM131 153H133V152H131ZM189 153H191V152H189ZM198 153H199V152H198ZM202 153H203V152H202ZM219 153H220V151H219ZM225 153L227 154V152H225ZM229 153H230V152H229ZM231 153H232V151H231ZM44 154H45V153H44ZM133 154H134V153H133ZM135 154H137V153H135ZM141 154H142V153H141ZM212 154H213V153H212ZM222 154H223V153H222ZM222 154H221V155H222ZM226 154H225V155H226ZM259 154H260V153H259ZM259 154H257V155H259ZM263 154H264V153H263ZM192 155H193V154H192ZM205 155H206V154H205ZM218 155H219V154H218ZM223 155H224V154H223ZM227 155H228V154H227ZM229 155H230V154H229ZM229 155H228V157H229ZM234 155H235V154H234ZM245 155H246V154H245ZM249 155H250V153H249ZM252 155H253V154H251V156H252ZM255 155H256V154H255ZM142 156H144V155H141V156H140V159H141V160H142V158H141ZM149 156H150V157H149ZM149 156H148L149 158H152L151 156H153V154H152V155H149ZM154 156H156L155 153H154ZM154 156H153V157H154ZM199 156H200V155H199ZM211 156H212V155H211ZM215 156H216V155H215ZM240 156H241V155H240ZM131 157H132V155H131ZM137 157H138V156H137ZM144 157H146V155H145ZM190 157H191V156H190ZM193 157H194V156H193ZM203 157H205V156H203ZM206 157H207V155H206ZM213 157H214V154H213ZM222 157H223V156H222ZM258 157H260V156H258ZM132 158H133V157H132ZM134 158H136L135 155H134ZM155 158H156V157H155ZM200 158H201V157H200ZM207 158H208V157H207ZM207 158H206V159H207ZM211 158H212V157H211ZM211 158H210V159H211ZM216 158H217V156H216ZM143 159H146V158H143ZM152 159H154V158H152ZM152 159H150V160H151V163H153V162H152V161H153ZM186 159H187V157H186ZM201 159H202V158H201ZM203 159H205V158H203ZM206 159H205V160H206ZM212 159H213V158H212ZM217 159H218V158H217ZM226 159H228V158H226ZM226 159H225V163H227V162H226ZM243 159H244V158H243ZM251 159H252V157H251ZM255 159H256V158H255ZM257 159H258V158H257ZM1 160H2V159H1ZM1 160H0V161H1ZM138 160H139V159H138ZM141 160H140L139 162H141ZM156 160H157V159H156ZM183 160H184V159H183ZM188 160H189V159H188ZM194 160H195V159H194ZM223 160H224V159H223ZM228 160H229V159H228ZM260 160H261V159H260ZM263 160H264V159H263ZM146 161H149V159H148V160L146 159ZM154 161H155V159H154ZM157 161H158V160H157ZM191 161H192V160H191ZM196 161H197V159H196ZM198 161H199V160H198ZM219 161H220V160H219ZM239 161H240V160H239ZM247 161H249V160H247ZM247 161H245V162H247ZM256 161H257V160H256ZM256 161H255V163H256ZM3 162H4V160H3ZM136 162H137V161H136ZM139 162H138V163H139ZM149 162H150V161H149ZM160 162H161V161H160ZM184 162H185V160H184ZM188 162H189V161H188ZM249 162H250V161H249ZM144 163H145V162H144ZM157 163H158V162H157ZM179 163H180V162H179ZM236 163H237V162H236ZM253 163H254V162H253ZM260 163H261V162H259V164H260ZM180 164H181V163H180ZM186 164L188 165V163H186ZM191 164H192V163H191ZM191 164H189L188 166H190ZM217 164H218V163H217ZM234 164H235V163L230 164V165L235 166ZM240 164L242 165L243 162H242V163L240 162ZM247 164H248V163H247ZM139 165H140V164H139ZM149 165H150V164H149ZM149 165L147 164L146 166H149ZM178 165H179V164H178ZM182 165H183V162H182V164H181V167H182ZM184 165H185V164H184ZM200 165H201V164H200ZM228 165H229V164H228ZM236 165H237V164H236ZM244 165L246 166V164H244ZM248 165H250V164H248ZM263 165H264V163H263ZM135 166H136V165H135ZM140 166H141V165H140ZM140 166H139V167H140ZM142 166H143V165H142ZM144 166H145V165H144ZM153 166H154V165H153ZM179 166H180V165H179ZM191 166H192V165H191ZM197 166H198V165H197ZM204 166H206V165H204ZM204 166H203V167H204ZM218 166H219V165H218ZM225 166H226V165H225ZM251 166H252V164H251ZM113 167H114V164H113ZM113 167H112V168H113ZM198 167H199V166H198ZM203 167H202V168H203ZM219 167H220V166H219ZM240 167H242V166H240ZM114 168H116V167H114ZM117 168H118V167H117ZM183 168H184V167H183ZM190 168H192V167H190ZM194 168H195V167H194ZM200 168H201V166H200ZM216 168H217V167H215V169H216ZM221 168H222V167H221ZM224 168H225V167H224ZM234 168H235V167H234ZM238 168H239V167H238ZM238 168H237V169H238ZM243 168H244V167H243ZM252 168H253V166H252ZM254 168H255V167H254ZM8 169H9V168H8ZM195 169H196V168H195ZM198 169H199V168H198ZM207 169H208V168H207ZM207 169H206V170H207ZM215 169H214V170H215ZM222 169H223V168H222ZM229 169H231V168H229ZM257 169H258V168H257ZM260 169H261V167H260ZM263 169H264V167H263ZM2 170H3V169H2ZM183 170H185V169H183ZM189 170H190V169H189ZM216 170H217V169H216ZM232 170H233V169H232ZM238 170H239V169H238ZM253 170H254V169H253ZM187 171H188V170H187ZM208 171H209V170H208ZM211 171H212V167H211ZM236 171H237V170H236ZM241 171H242V170H241ZM259 171H260V170H259ZM193 172H194V170H193ZM200 172H201V171H200ZM206 172H207V171H206ZM212 172H213V171H212ZM228 172H230V170H229ZM233 172H234V171H233ZM251 172H252V171H251ZM262 172H263V171H262ZM189 173H190V171H189ZM195 173H196V171H195ZM213 173H214V172H213ZM257 173H258V172H257ZM120 174H122V173H120ZM190 174H191V173H190ZM199 174H200V173H199ZM205 174H206V173H205ZM208 174H209V172H208ZM218 174H219V171H218ZM220 174H221V172H220ZM220 174H219V176H220ZM222 174H223V173H222ZM226 174H227V171H226ZM228 174H229V173H228ZM202 175H203V172H202ZM224 175H225V173H224ZM260 175H261V174H260ZM207 176H208V175H207ZM210 176H211V175H210ZM213 176H214V175H213ZM226 176H227V175H226ZM228 176H229V175H228ZM195 177H196V175H195ZM199 177H200V176H199ZM201 177H202V176H201ZM208 177H209V176H208ZM217 177H218V176H217ZM263 177H264V176H263ZM119 178H120V177H119ZM191 178H192V175H191ZM202 178H203V177H202ZM202 178H200V179H202ZM211 178H213V177H211ZM122 179H123V177H122ZM200 179H198V180H200ZM205 179H206V177H205ZM256 179H257V178H256ZM102 180H103V179H102ZM193 180H195V178H194ZM196 180H197V179H196ZM198 180H197V181H198ZM208 180H209V179H208ZM210 180H211V179H210ZM214 180H215V179H214ZM240 180H241V179H240ZM189 181L191 182V180H188V182H189ZM206 181H207V179H206ZM201 182L204 183L203 181H201ZM210 182H211V181H210ZM195 183H196V182H195ZM205 183H207V182H205ZM211 183H212V182H211ZM215 183H216V182H215ZM193 184H194V182H193ZM208 184H210V183H208ZM208 184H207V185H208ZM205 185H206V184H205ZM214 185H215V184H214ZM223 185H224V184H223ZM197 186H198V185H197ZM200 186H202V185H200ZM212 186H213V185H212ZM217 186H218V185H217ZM225 186H226V184H225ZM198 187H199V186H198ZM223 188H224V187H223ZM216 190H217V188H216ZM222 190H223V189H222ZM224 190H225V189H224ZM17 191H18V190H17ZM217 191H218V190H217ZM219 191H220V190H219ZM225 191H226V190H225ZM221 192H223V191H221ZM1 193L3 194V192H1ZM11 193H12V192H11ZM219 193H220V192H219ZM226 193H227V192H226ZM17 194H18V193H17ZM217 194H218V193H217ZM217 194H216V195H217ZM223 194H224V193H223ZM241 194H242V193H241ZM219 195H220V194H219ZM12 196H13V195H12ZM12 196H11V198H12ZM14 196H15V194H14ZM16 196H17V195H16ZM21 196H22V195H21ZM201 196H202V195H201ZM220 196H221V195H220ZM225 196H226V195H225ZM6 197H7V196H6ZM18 197H19V196H18ZM2 198H4V197H2ZM13 198H15V197H13ZM22 198H23V197H22ZM213 198H214V197H213ZM4 199H5V198H4ZM4 199H2V200H4ZM8 200H9V199H8ZM21 200L23 201V199H21ZM233 200H234V199H233ZM19 202H20V201H19ZM229 202H230V200H229ZM229 202H228V203H229ZM3 203H5V205H6L7 201H6V202H3ZM3 203H2V204H3ZM20 203L22 204V202H20ZM226 203H227V202H226ZM228 203H227V204H228ZM231 203L233 204V202H231ZM234 203H235V202H234ZM9 204H10V203H9ZM18 204H19V203H18ZM18 204H17V205L15 204V205H16L15 207H17ZM220 204H221V203H220ZM236 205H237V204H236ZM238 205H239V204H238ZM10 206H11V205H10ZM19 206H20V205H19ZM225 206L227 207V205H225ZM225 206H224V207H225ZM228 206H229V205H228ZM1 207H2V206H1ZM12 207H13V206H12ZM230 207H231V206H230ZM232 207H233V206H232ZM235 207H237V206H235ZM238 207H239V206H238ZM238 207H237V208H238ZM241 207H242V206H241ZM7 208H8V207H7ZM3 209H4V208H3ZM234 210H235V208H234ZM226 211H230V209H229V210H226ZM237 211H238V210H237ZM241 211H242V210H241ZM234 212H235V211H234ZM228 213H229V212H228ZM232 213H233V212H232ZM242 213H245V212H242ZM230 214H231V213H230ZM232 215H233V217H234L235 214H232ZM237 215H238V213H237ZM241 215H242V214H241ZM234 218H235V217H234ZM234 218H231V219H234ZM240 218H241V217H240ZM230 221H231V220H230ZM230 221H229V222H230ZM236 221H237V219H236ZM241 221H242V220H241ZM234 222H235V221H234ZM238 222H239V220H238ZM242 222H243V221H242ZM216 223H217V222H216ZM231 224H232V223H231ZM235 224H238V223H235ZM239 224H240V222H239ZM228 225H229V224H228ZM217 226H218V225H217ZM223 226H224V225H223ZM231 226H232V225H231ZM231 226H230V227H231ZM224 227H225V226H224ZM224 227H223V229H224ZM226 227H227V225H226ZM226 227H225V228H226ZM238 227H239V226H238ZM219 228H220V227H219ZM206 229H207V228H206ZM228 229H230V231H231L233 228H232V229H231V228H228ZM228 229H227V230H228ZM235 229H236V227H235ZM227 230H226V231H227ZM237 230H238V229H237ZM226 231H225V233H226ZM235 232H236V231H235ZM222 233H223V232H222ZM222 233H221V234H222ZM230 233H231V232H229V234H230ZM5 234H6V233H5ZM229 234H228V235H229ZM3 235H4V234H3ZM6 237H7V236H6ZM9 237H10V236H9ZM12 238H13V237H12ZM7 239H8V237H7ZM14 239H15V238H14ZM12 240H13V239H12ZM12 240H11V241H12ZM22 240H24V238H23ZM6 241H7V240H6ZM11 241H10V242H11ZM13 241H14V240H13ZM16 241H17V239H16ZM1 243H2V242H1ZM5 243H7V242H5ZM16 243L19 244L20 242L17 241ZM16 243H15V244H16ZM21 243H22V242H21ZM27 243H28V242H27ZM72 243H73V242H72ZM3 244H4V243H3ZM3 244H2V245H3ZM28 244H29V243H28ZM4 245H5V244H4ZM8 245H11V244H8ZM20 245H21V244H20ZM26 245H27V244H26ZM39 245H40V244H39ZM12 246H14V245H12ZM22 246L24 247L25 245H22ZM22 246H21V248H22ZM29 246H30V245H29ZM40 246H41V245H40ZM68 246H69V245H68ZM10 247H11V246H10ZM25 247H26V246H25ZM27 247H28V246H27ZM35 247H36V245H35ZM38 247H39V246H38ZM53 247H55V246H53ZM70 247H71V246H70ZM16 248H17V247H16ZM39 248H40V247H39ZM49 248H50V247H49ZM55 248H56V247H55ZM55 248H51V249H55ZM3 249H4V248H3ZM19 249H20V247H19ZM30 249H31V248H30ZM37 249H38V248H37ZM45 249H46V248H45ZM45 249H44V250H45ZM57 249H58V248H57ZM1 250H2V249H1ZM1 250H0V251H1ZM33 250H35V249H33ZM41 250H42V249H41ZM49 250H50V249H49ZM35 251H37V250H35ZM38 251H39V250H38ZM46 251H47V250H46ZM52 251H53V250H52ZM57 251H58V250H57ZM60 251H61V250H60ZM65 251H66V250H65ZM49 252H50V251H49ZM54 252H56V251H54ZM54 252H53V253H54ZM1 253H2V252H1ZM28 253H30V252H28ZM36 253H37V252H36ZM36 253H35V254H36ZM43 253H44V252H43ZM45 253H46V252H45ZM53 253H52V254H53ZM57 253H58V252H57ZM60 253H61V252H60ZM30 254H31V253H30ZM33 254H34V253H33ZM40 254H41V253H40ZM47 254H48V253H47ZM49 254H51V253H49ZM25 255H26V252L21 251V250H20V251H15V252H11V250H10V253H5V251H3V253L1 254V258H0V264H17L18 259H19V260H20V259L23 260V257H24V258L26 257ZM29 256H30V255H29ZM29 256H28V257H29ZM37 256H38V255H37ZM50 256H51V255H50ZM50 256H49V258H50ZM52 256H53V255H52ZM52 256H51V257H52ZM56 256H57V255H56ZM61 256H62V255H61ZM31 257H32V256H31ZM43 257H44V256H43ZM54 257H55V255H54ZM38 258H39V257H38ZM36 259H37V258H36ZM47 259H48V257H47ZM52 259H53V258H52ZM58 259H59V256H58ZM22 260H21V261H22ZM43 260H44V259H43ZM43 260H42V261H43ZM49 260H50V259H49ZM60 260H61V259H60ZM24 261H25V259H24ZM24 261H23V264H24ZM32 261H34V260H32ZM55 261H56V257H55ZM18 262H19V261H18ZM27 262H28V261H27ZM29 262H30V261H29ZM35 262H37V261H35ZM48 262H49V261H48ZM48 262H47V263H48ZM52 262H53V261H52ZM20 263H21V262H20ZM47 263L45 262V264H47ZM53 263H55V262H53ZM21 264H22V263H21ZM25 264H26V263H25ZM32 264H33V263H32ZM35 264H36V263H35ZM37 264H38V263H37ZM50 264H51V263H50ZM57 264H58V263H57Z\"/></svg>",
    "mask_w": 264,
    "mask_h": 264
}]
</instances>
